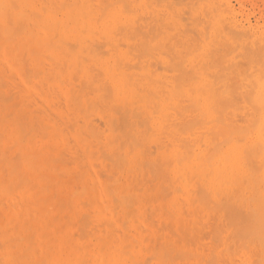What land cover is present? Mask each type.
<instances>
[{
	"label": "bare ground",
	"instance_id": "bare-ground-1",
	"mask_svg": "<svg viewBox=\"0 0 264 264\" xmlns=\"http://www.w3.org/2000/svg\"><path fill=\"white\" fill-rule=\"evenodd\" d=\"M66 1H68V0H65V2ZM92 0H69L68 2H64V0H63V2L60 0H0V61H2L1 62V64H0V75H2V73H3V75L2 76H5L6 75V73H5V71H7L8 73L11 71V70H16V71H18L19 72V74H23V72L22 71H24V70H26V69H28L27 67L24 69V64L27 66V64H26V62L24 63V60H28L29 62H30V64H31V69H28V71L29 72H27V70L25 71V73H26V76H28V77H26L25 75V77H23V82H21L20 81V78L18 77V79H17V81H18V83L20 82L21 83V87L20 86H18V88L21 90H19L20 92H23V94L25 93V94H29L30 93V96H28V97H31L32 96V98L34 99H32L33 100V102H37V103H39V104H41V98L39 99V102H38V98L37 97H35V96H33V95H31V93L32 94H34L33 93V90L31 89V83L29 82L30 81V79H33V78H35V79H38V81H42V82H44V83H46L47 85H49L50 87H56V88H60V89H64V91H62V93L64 92V95L63 96H65V97H62V99H60V100H63V98L64 99H68V101L70 102V104L68 103V101L66 102V104H69V106L70 105H72L73 107L75 106V105H73L71 102H73L74 101V97H75V100L76 99H78V98H76V96L77 97H79V99H80V92H82V94H83V91H81V89L82 90H84L85 92H86V90L88 91L89 89H87L90 85H91V82L92 81H90L89 82V80H88V82H89V86H87V88H86V90L83 88V87H81V88H79L80 86H84V85H81L80 83H79V87H77L78 89H79V91H75L74 90V88L73 87H71L72 85V83H70V79H69V81H68V75H69V72L70 71H72V70H75V71H73V72H70L71 73V76L72 75H75V72L76 71H78V73H79V69H80V73L83 71V72H85L86 74H88V75H90V73H87V71L89 70H87V67L88 68H93V66H92V64L91 65H87L86 63L88 62H86V61H83L84 59H85V57H83L84 59H82L81 57H82V55H86V56H88L89 58H91V60L89 59V61H92L94 64H96V65H99L102 69V71H103V74H104V78L105 79H107L108 81H109V84L111 83L113 86H114V89H115V91H116V94H115V92H114V90H113V95L115 94L116 95V100H118V99H126V100H128V102H137V103H140L138 100H141V98L142 97H147L148 95L146 94L147 92V90L146 89H148L147 87H151L152 89L154 88L153 86H155V88H157V87H159L160 89L162 88V89H165V91H166V95H164L165 94V92L163 93V92H161V91H164V90H160V89H158L157 88V90H159L161 93H163V96L161 95V93H160V95H159V93H158V91L157 90H153V91H157V95L152 91V94L154 95V96H152L153 98H155L156 100H158V96H162L161 98H163V100H166L165 98H164V96L165 97H167V99H169V100H171L172 102H174L175 104H176V106L174 105V106H172L169 102H167L169 105H171L170 106V110H171V108H172V110H176V108L175 107H177V109H181V111L180 110H178V111H180V113H182L183 114V112H182V109L183 108H185L186 106L184 105V104H181V102L183 101L181 98H182V96H183V98H186L185 96H184V94H186V95H188V83H187V81H189L192 77H194L195 78V76H192V73H191V69L192 68H190L189 67V71H190V73L189 74H191V75H188V74H185V72H187V69H185V70H178L179 69V67L180 66H178V65H182L181 63H182V61L183 60H185L186 62H187V65H188V39H186V38H184V37H186V36H184V37H181V41L182 42H184L185 44L184 45H186V46H184L182 43H181V41L179 40L178 41V35L179 34H176V36H174V37H177L176 39H177V43L175 44V46L177 45L178 47H180L181 46V50L178 52L177 50V53H175L174 52V50H172V46H170L171 44L174 46V43H171V44H169V49L172 51L170 54H172L173 52L175 53L174 54V56H175V58H177V57H180V59H179V62H178V60L176 59V61L177 62H175V65H174V67H173V61H171V59H173V58H171V59H169V63H167L168 65L170 64V62H171V64H170V67H173L172 68V70L169 72V73H173L174 71H177L176 73L177 74H179V75H182L181 77H177V74L175 73L174 75H176V76H174V75H171L170 77H169V75H167V77L165 76H161V75H158L159 76V78L156 80L157 82L156 83H158L159 85H156L155 84V82H153V81H151L149 78V75L151 74L150 72H152L153 70H151V68H149L151 71L149 72L150 74L148 75L147 73H146V69L145 68H143V71L140 73V74H133L132 72H130V70L128 71V68H127V64H125L124 65V63H123V61H124V59H125V51H123L121 48H119V46L123 43V42H119V43H117L118 41H117V38L118 39H120V35H118L119 33H121L123 30H119L118 31V27H119V29H120V26H121V24H123V22H124V20H123V17L119 14V12L117 11V10H115V9H113V4H115V2L114 3H112V0H111V2H110V4L112 5V6H108L107 5V7H106V4H107V2L109 1H106V2H104L103 0V2L101 3V2H99L98 0H95V1H98V2H91ZM116 1H118V0H116ZM122 1V0H121ZM126 2H124L125 3V6H123L124 4H122V2H121V4H120V6L121 7H123V9H121L122 11H124V9L126 8V11L128 10V12H129V10L130 11H133V12H135L134 10H136V9H134L133 8V10H132V8H129V6H130V4H132L133 6H134V4H135V6L137 7V4H136V2H138V0L137 1H135L134 0V2L132 3V0H128L129 1V4H127V0H125ZM141 1V0H140ZM147 1H149V0H147ZM154 1V0H153ZM157 1V0H156ZM168 1V0H167ZM198 1V0H197ZM202 1V0H201ZM204 1V0H203ZM202 1V2H203ZM206 1V0H205ZM204 1V2H205ZM208 2L210 1V0H207ZM212 1V0H211ZM214 1V0H213ZM217 1V0H216ZM131 2V3H130ZM152 1L150 0L148 3H146V5L147 4H152V5H155L156 3H151ZM158 2V1H157ZM160 2V1H159ZM161 2H163V0L161 1ZM185 2V1H184ZM201 2V3H202ZM203 2V3H204ZM215 2V1H214ZM118 3H119V1H118ZM117 3V4H118ZM178 3V2H177ZM192 3H194L193 1H192ZM199 3V2H198ZM198 3H197V7H198ZM202 3V4H203ZM212 3V2H211ZM217 3V2H216ZM141 4L142 3H140V6H141ZM144 4H145V0H144ZM158 4H160V3H158ZM166 4H167V2H166ZM166 4H162L163 5V8L165 9H167L168 8V10L171 8V7H173L174 5H171V3L168 1V4H167V7H166ZM176 4V3H175ZM180 4V3H179ZM179 4H177V5H179ZM222 4V3H221ZM119 5V4H118ZM143 5V4H142ZM162 5H155V6H160V7H162ZM164 5H165V7H164ZM171 5V6H170ZM192 5V4H191ZM199 5H200V3H199ZM206 5V4H205ZM210 4L208 3V6H209ZM215 5H217L218 6V4H215ZM119 6V7H120ZM132 6V7H133ZM154 6V7H155ZM168 6H170V7H168ZM211 6V5H210ZM220 6V5H219ZM110 7V8H109ZM112 7V8H111ZM115 7V6H114ZM117 7V6H116ZM118 7V8H119ZM131 7V6H130ZM146 7V6H145ZM150 8L151 6H149V5H147V7L146 8ZM153 7V6H152ZM183 7V6H182ZM194 7V6H193ZM206 7V6H205ZM226 7V5L224 4V8ZM174 9H175V6L173 7ZM196 7H194V9H195ZM204 8V7H203ZM216 8H218V7H216ZM152 9V8H151ZM156 9V8H155ZM163 9V10H164ZM174 9H172V10H170V12H172V14H173V16L174 17H177V18H179L178 16H180V15H176V13H173L175 10ZM186 9V8H185ZM184 9V10H185ZM220 9H222V8H219V10ZM143 11H145L144 9H142ZM174 10V11H173ZM201 10V9H200ZM205 10H209L208 8L206 9L205 8ZM211 10H212V8H211ZM154 11V10H153ZM158 11V10H157ZM186 11V10H185ZM190 11V10H189ZM199 11V10H198ZM202 11H204V10H202ZM206 11V12H207ZM210 11V10H209ZM208 11V12H209ZM212 11H214V10H212ZM221 11V10H220ZM228 11V10H227ZM155 12V11H154ZM164 11H162V13H163ZM192 12H194L193 11V9H192ZM191 12V13H192ZM216 12V11H215ZM225 12V11H224ZM138 13V12H137ZM146 13V12H145ZM145 13H144V15H145ZM149 13V12H148ZM151 13V16H150V14H149V19H153V18H155L156 17V15H155V17H154V14H152L153 12H150ZM168 13V12H167ZM179 13V12H178ZM187 13H188V11H187ZM199 13V12H198ZM201 13H203V12H200V14ZM228 13V12H227ZM156 14H157V12H156ZM175 14V15H174ZM186 14V13H185ZM208 14V13H207ZM210 14V13H209ZM208 14V15H209ZM215 14V13H214ZM213 14V15H214ZM230 14V13H229ZM133 15H135V13L133 14ZM164 15V14H163ZM162 15V16H163ZM207 15V16H208ZM146 17H148L147 15H145ZM145 16H143V18L145 17ZM153 16V17H152ZM161 16V18H163ZM167 16H168V14H167ZM166 16V17H167ZM204 16V15H203ZM206 16V15H205ZM204 16V17H205ZM211 16V15H210ZM138 17H140V19H141V17H142V15H139V13H138V15H137V20H140ZM169 17V16H168ZM185 17H186V15H185ZM190 17V16H189ZM211 17H213V16H211ZM142 18V19H143ZM170 18V17H169ZM169 18H168V20H169ZM181 18V17H180ZM194 18V17H193ZM192 18V19H193ZM141 19V20H142ZM148 19V20H149ZM157 19H159V20H157ZM184 19V18H183ZM197 19V18H196ZM208 19V18H207ZM229 19V18H228ZM136 20V21H137ZM146 20V19H145ZM144 20V21H145ZM153 20H155V19H153ZM171 20L173 21V22H177L176 20L174 21L172 18H171ZM222 20V19H221ZM135 21V23L137 24V22ZM160 21H161V23H160ZM162 21H164L163 19H161L160 20V14H158V18L156 17V22H159L158 24H161V26L163 25V22ZM170 22V23H173V22ZM195 21V20H194ZM202 21H204V23H203V25H205V23H207V22H205V20H202ZM220 21V20H219ZM148 23H150L151 24V21H149V22H147L146 24L148 25ZM170 23H168V21H167V24H170ZM183 23H185V22H183ZM191 23V22H190ZM140 24V23H139ZM145 24V23H144ZM152 24H156L155 22H153ZM188 24V23H187ZM120 25V26H119ZM141 25V24H140ZM165 25V24H164ZM175 26H180L179 25V23H175L174 24ZM194 25V24H193ZM223 24H221V26H222ZM128 26V25H127ZM127 26H123V28H122V26H121V28L122 29H124L125 27L127 28ZM137 26V25H136ZM136 26H134L133 25V28L135 29V27ZM142 27H143V29H144V26L145 25H141ZM151 26V25H150ZM160 26V25H159ZM167 26H169V25H167ZM210 26H213V25H210ZM209 26V27H210ZM236 26V25H235ZM130 27V26H129ZM129 27L127 28V29H129ZM157 27V26H156ZM162 27H165L166 28V26H162ZM161 27V28H162ZM172 27V25H170L169 26V28H171ZM188 27V26H187ZM187 27H184V28H182L181 30H184L185 29V31L187 30ZM203 27V26H202ZM125 28V29H126ZM132 28V27H131ZM130 28V29H131ZM133 28H132V32L134 33L135 32V30L133 31ZM153 28H154V25H153ZM168 28V27H167ZM166 28V29H167ZM168 28V29H169ZM180 27H178V29H179ZM195 28V27H194ZM229 28V27H228ZM130 29L128 30V32H126L125 30H124V33H128V35H126V34H123V32L121 33V35L124 37H130V35H131V39L133 38V37H136V35H135V33L134 34H130L131 32H130ZM137 29V28H136ZM148 29V28H147ZM150 29V28H149ZM155 29V28H154ZM172 30L174 29V28H171ZM171 29H170V31H171ZM177 29V28H176ZM178 29H177V31H178ZM192 29H193V26H192ZM203 29V28H202ZM205 29H206V27H205ZM208 29V28H207ZM223 29V31H224V28H222ZM227 29V28H226ZM156 30H158L159 31V27H157L156 28ZM155 30V33H156V36H157V34H160V33H158L157 31ZM163 30H164V28H163ZM179 31V32H182V31ZM189 30V29H188ZM204 30V29H203ZM231 30H233L232 28H231ZM150 31V32H149ZM151 31H153V29H151V30H148V32L149 33H151ZM185 31L183 32V33H180V35H188V36H190L189 34H186L187 33V31H186V33H185ZM191 31V30H190ZM163 32V31H162ZM193 33H194V31H192ZM200 32V31H199ZM204 32V31H203ZM136 33H138V32H136ZM166 33V32H165ZM188 33H190V32H188ZM197 33H198V31H197ZM202 33V32H201ZM207 33V32H206ZM224 33L225 32H223V35H224ZM234 33H236L237 34V31L236 32H234ZM239 33V32H238ZM241 33V32H240ZM139 34H140V32H139ZM143 34V33H142ZM152 34H154V31L151 33V35ZM163 34H164V32H163ZM200 34V33H199ZM226 34H228L227 33V31H226ZM230 34V33H229ZM228 34V35H229ZM232 34V33H231ZM252 34V33H251ZM251 34H250V36H251ZM135 35V36H134ZM148 35H150V34H146V36H148ZM155 35V34H154ZM192 35V34H191ZM204 35V34H203ZM202 35V36H203ZM223 35H221V36H223ZM233 35V34H232ZM230 36V37H232V39H234L235 37H233V36ZM235 35V34H234ZM238 35V34H237ZM246 35V34H245ZM118 36V37H117ZM133 36V37H132ZM138 36H140V35H138ZM142 37H144L145 36V34H144V36L143 35H141ZM145 36V37H146ZM153 36V35H152ZM151 36V40H153V37ZM156 36H154V37H156ZM206 36V35H205ZM220 36V37H221ZM101 37V39L103 40V39H105L104 41H105V43H107V41H106V39L110 42V44L109 43H107L106 45H110V47H109V49L110 48H112V49H110L111 50V52L109 53V52H107V53H109V55H108V57L107 58H102V53H104V54H107L106 53V51L108 50L109 51V49H107L106 51H101L100 52V54H99V51H100V48L97 46V45H99L100 46V42H104V41H96V40H98V38H100ZM102 37H104V38H102ZM126 37V38H127ZM128 37V38H129ZM142 37H140V38H142ZM164 37V36H163ZM174 37H172V36H169V38H170V40L171 39H173V42H174V40H175V38ZM194 37V36H193ZM224 37V36H223ZM223 37H221L222 39H223ZM229 37V38H230ZM240 37V36H239ZM246 37V36H245ZM159 38V37H158ZM165 38V37H164ZM167 38V37H166ZM163 39V40H167V39ZM169 38H168V41L170 42V40H169ZM196 38V37H195ZM237 38V37H236ZM260 38V37H259ZM258 37H257V40L259 39ZM130 39V38H129ZM189 39H190V37H189ZM198 39V38H197ZM207 38H205L204 40H206ZM213 39V38H212ZM216 39V38H215ZM231 39V40H232ZM144 40V39H143ZM200 40V39H199ZM202 40V39H201ZM200 40V41H201ZM221 40V39H220ZM237 42H238V40L237 39H235ZM242 40V39H241ZM245 40V39H244ZM248 40H249V38H248ZM254 40H255V38H254ZM120 41V40H119ZM121 41H123V40H121ZM132 41H134V38H133V40ZM138 41V40H137ZM140 41H142V40H140ZM145 41H147V40H145ZM144 41V42H145ZM150 41V40H149ZM158 41V40H157ZM162 41V40H161ZM191 41H192V39H191ZM196 41V40H195ZM199 41V42H200ZM215 41V43H217L216 42V40H214ZM222 41V46H224L223 45V41L224 40H221ZM99 42V43H98ZM144 42H143V44H144ZM172 42V41H171ZM193 42H194V40H193ZM203 42V41H202ZM230 42V41H229ZM242 42V41H241ZM245 42V41H244ZM250 42V41H249ZM248 42V44H249V47L248 46H246V45H243V42L241 43L242 45H241V47L242 46H244L243 47V50H244V52L246 51L245 50V48H249V50L248 51H250V43ZM253 42V44H254V41H252ZM255 42H257V41H255ZM96 43V44H95ZM128 43V42H127ZM132 43V42H131ZM130 43V44H131ZM191 43V42H190ZM196 43V42H195ZM228 43V42H227ZM235 43V42H234ZM258 43H259V41H258ZM264 43V42H263ZM135 44V43H134ZM145 44H147V42L145 43ZM156 44V43H155ZM158 44V43H157ZM162 44L163 43H161V44H159V47H161L162 46ZM178 44H182V45H178ZM226 44V43H225ZM230 44H231V42H230ZM238 44V43H237ZM245 44H247V43H245ZM133 45V44H132ZM132 45H130V46H132ZM161 45V46H160ZM191 46L193 45V44H190ZM234 45V44H233ZM261 45V44H260ZM263 45V44H262ZM96 48H99V51H97L98 49H95V47ZM102 46V45H101ZM122 46V45H121ZM124 46H125V44H124ZM123 46V47H124ZM157 45H155L154 47H150V46H148L147 45V47H149L150 48V51H152L151 49H153V48H155ZM184 46V47H183ZM219 47V48H222V49H225V47L223 48V47ZM227 46H229V43L228 44H226V48L228 49V47ZM231 46V45H230ZM230 46H229V48H230ZM246 46V47H245ZM255 46H256V44H255ZM108 47V46H107ZM132 47H135V46H132ZM131 47V48H132ZM158 47V46H157ZM163 47V46H162ZM213 47V46H212ZM234 46H232L231 48H233ZM237 47V46H236ZM236 47H234V49L236 48ZM240 47V48H241ZM261 47V46H260ZM262 47H264V46H262ZM140 48V47H139ZM142 48V47H141ZM174 48V47H173ZM214 48H217V47H215L214 46ZM255 48V47H254ZM258 48V47H257ZM133 49V48H132ZM135 49H137V48H135ZM135 49H133V50H135ZM156 49V48H155ZM154 49V50H155ZM161 48H159L158 50H160ZM165 49V48H164ZM218 49V48H217ZM242 49V48H241ZM141 51H142V49H140ZM140 50H138L137 49V51H138V54L136 55L137 57H138V55L140 56H142L143 54L142 53H140L141 51ZM144 50V49H143ZM147 50H149V49H147ZM153 50V51H154ZM157 50V49H156ZM163 50V49H162ZM193 50H194V48H193ZM192 50V51H193ZM210 50V49H209ZM218 50H220V49H218ZM226 50V49H225ZM225 50H223V51H225ZM231 50V49H230ZM230 50H228L229 52H226L225 51V55H227V54H229L230 53ZM233 50V49H232ZM257 49H253L252 50V54H253V56H255V57H250V58H253V59H251L250 61L251 62H253V63H255L254 61H257V59L256 60H254L255 58H259L260 56L259 55H261L262 54V52H261V54H258V51H259V53H260V51H262L263 50V48H262V50H257ZM140 51V52H139ZM152 51V52H153ZM161 51V50H160ZM164 51V50H163ZM211 51V50H210ZM241 51V50H240ZM253 51H256L257 52V54L258 55H255V53L253 52ZM143 52H145V50L143 51ZM158 52V51H157ZM165 52V51H164ZM163 52V53H164ZM168 52V51H167ZM167 52H165V54L167 53ZM215 52H218V54H219V51H215ZM220 52H221V50H220ZM242 52V51H241ZM140 53V54H139ZM148 53V52H147ZM146 53V54H147ZM150 53V52H149ZM159 53H162V52H159ZM162 53V54H163ZM191 53V52H190ZM211 53H214V52H211ZM243 53V52H242ZM247 53V52H246ZM145 54V53H144ZM145 54V55H146ZM152 54V53H151ZM153 54H154V52H153ZM170 54H169V52H168V55L169 56H167L168 58L169 57H171L170 56ZM215 54V53H214ZM251 54V55H252ZM145 55H144V57H145ZM149 55V54H148ZM157 55V54H156ZM177 55V56H176ZM209 55H211L210 54V52H209ZM213 55V54H212ZM240 55V54H239ZM245 55V56H244ZM249 57V55L248 54H241V56H242V58L244 57H247V56ZM250 55V56H251ZM139 57L140 58V63L142 62V60H141V58L143 57ZM147 56V55H146ZM164 56H166V55H164ZM215 56V55H214ZM217 56H219V55H217ZM235 56V55H234ZM264 56V55H263ZM149 57V56H148ZM152 57L154 58V56L152 55ZM166 57V58H167ZM173 57V56H172ZM213 56H210V60H212L213 58H212ZM261 57H262V55H261ZM261 57L259 58V61H263L264 59H261ZM138 58V59H139ZM146 58V57H145ZM174 58V59H175ZM241 58V57H240ZM263 58V57H262ZM86 59H87V57H86ZM143 59V58H142ZM148 59V58H147ZM183 59V60H182ZM209 59V58H208ZM207 59V60H208ZM247 59V58H246ZM155 60V59H154ZM206 60V61H207ZM233 60V59H232ZM232 60H231V62H232ZM252 60H254V61H252ZM52 61H56L55 63L53 62L52 63ZM144 61V60H143ZM153 61V60H152ZM157 61V60H156ZM245 61V63H248L249 64V62H246V61H248V59L247 60H244ZM86 62V63H85ZM91 62V63H92ZM139 62H137V63H139ZM151 62V61H150ZM150 62H148V63H150ZM154 62V61H153ZM209 62V64L208 65H210L208 68H211V67H213L212 66V62L210 63V61H208ZM221 62V61H220ZM250 62V63H251ZM258 62V61H257ZM146 63L147 62H145V64L144 65H146ZM156 63V62H155ZM160 63V62H159ZM180 63V64H179ZM204 63H206V62H204ZM216 63H217V61H216ZM215 62H214V64H216ZM252 63V64H253ZM54 64V66L55 67H53L52 65ZM90 64V63H89ZM142 64V63H141ZM158 64V63H157ZM156 64V65H157ZM161 64V63H160ZM177 64V65H176ZM248 64H245V67L246 66H248ZM261 64V66L262 65H264V63L262 62V63H260ZM137 65V68L136 69H140V66H138V64H136ZM153 65V64H152ZM152 65H151V67H152ZM155 65V64H154ZM155 65V66H156ZM165 65V64H164ZM202 65H204V64H202ZM218 65V64H217ZM216 65V66H217ZM257 65H259V62H258V64ZM91 66V67H90ZM131 67L132 66H134V65H130ZM130 66H128L129 68H130ZM167 66V65H166ZM165 66V67H166ZM232 66H234V64L232 63ZM127 68V70H126V68ZM136 67V66H135ZM135 67H133V68H135ZM157 67V66H156ZM169 67V69H171ZM176 67V68H175ZM183 67V66H182ZM181 67V68H182ZM204 67H206V66H204ZM219 67L221 68V66L219 65ZM226 67H228V66H226ZM252 67V66H251ZM263 68H264V66H262ZM261 67V68H262ZM99 68V67H98ZM153 68V67H152ZM159 68V67H158ZM174 68H175V70H174ZM207 68V67H206ZM214 68H216V67H214ZM218 68V67H217ZM220 68H218V69H220ZM233 68V67H232ZM250 68V67H249ZM248 67H246L245 69L246 70H248L249 69ZM254 68V67H253ZM262 68V69H263ZM24 69V70H23ZM78 69V70H77ZM94 69V72L92 71ZM93 69H90L92 72H93V76H92V78L93 77H96V75L95 74H97L98 72H100V70L99 71H96L95 69H97V68H93ZM131 69V68H130ZM138 69V70H139ZM148 68H147V70H149ZM168 69V66H167V68H166V70ZM221 69H224V70H226L223 66H222V68ZM245 69L242 71L243 72V74L245 73V75L247 74L246 72H244L245 71ZM257 68H254L253 70H256ZM154 70H156L155 69V67H154ZM158 70H160L161 71V69H158ZM163 70H165L164 68H163ZM174 70V71H173ZM212 70V69H211ZM228 70V69H227ZM230 70V69H229ZM258 70V69H257ZM91 71H88V72H91ZM137 71V70H136ZM157 71V70H156ZM173 71V72H172ZM182 71H185L184 73H182ZM213 71V70H212ZM212 71H210V72H212ZM259 71V70H258ZM83 72H82V74H83ZM91 72V73H92ZM180 72V73H179ZM228 72V71H227ZM254 72V71H253ZM253 72H251L252 74H253ZM256 72V71H255ZM255 72H254V75H255ZM260 72V71H259ZM4 73H5V75H4ZM7 73V74H8ZM13 73H14V71H13ZM77 72H76V75L74 76L75 78H76V80H77V77L76 76H78L79 74H78ZM102 73V72H101ZM101 73H98L97 75L98 76H100V84H101ZM152 73H154V74H152L151 76H155V72H152ZM212 73H214V72H212ZM241 73V72H240ZM251 73H248V75H247V78L248 77H251L250 75H251ZM261 73H262V71H261ZM264 73V72H263ZM15 74V73H14ZM18 74V73H17ZM18 74V75H19ZM28 74V75H27ZM78 74V75H77ZM100 74V75H99ZM160 74V73H159ZM183 74H184V77H186V78H184L183 77ZM235 74V73H234ZM30 75V76H29ZM185 75H188V76H185ZM194 75V74H193ZM210 75V74H209ZM219 76H220V72H219V74H218ZM217 75V76H218ZM227 74H225V78L227 77L226 76ZM7 76V75H6ZM10 76H12V75H10ZM9 76V74H8V78L10 77ZM23 75H21V77H22ZM83 76V75H82ZM191 76V78H189ZM217 76H214V78L215 77H217ZM221 76H222V72H221ZM220 76V77H221ZM229 76V75H228ZM240 76V75H239ZM238 76V77H239ZM261 76H263V74L261 75ZM261 76H260V78H261ZM1 77V76H0ZM30 77V78H29ZM73 77V78H74ZM220 77H217L218 78V80H220L221 78ZM223 78H224V75L222 76ZM238 77H236V79L238 78ZM3 79H4V77H2ZM11 78V77H10ZM9 78V79H10ZM80 78V77H79ZM89 78H90V76H89ZM196 78H198V77H196ZM213 78V79H214ZM217 78H215L216 80H217ZM13 79V78H12ZM14 79H15V77H14ZM29 79V80H28ZM71 79H72V77H71ZM82 79V78H81ZM81 79L79 80V81H81ZM93 79H96V78H93ZM92 79V80H93ZM189 79V80H188ZM214 79V80H215ZM245 79V78H244ZM259 79V78H258ZM5 80V79H4ZM11 80V79H10ZM25 80V81H24ZM96 80H98V79H96ZM214 80H212V81H214ZM239 80H240V78H239ZM242 80H243V77H242ZM246 80V79H245ZM250 80H251V78H250ZM0 81H1V79H0ZM3 81V80H2ZM2 81H1V83H0V85H2L3 83H2ZM6 81V80H5ZM27 81V82H26ZM83 81V80H82ZM103 82H104V80H102ZM221 81H223V79H221ZM237 81V80H236ZM252 81V80H251ZM10 82V81H9ZM30 84H29V83ZM33 82H35V81H33ZM85 82V81H84ZM83 82V83H84ZM87 82V81H86ZM102 82V84L103 85H105L106 84V82H104L103 83ZM234 82V84H235V81H233ZM233 82H232V84H233ZM240 82V81H239ZM16 83V82H15ZM19 83V84H20ZM36 83L37 82H35L34 84L36 85ZM39 83V82H38ZM154 83V84H153ZM217 83H218V81H217ZM216 83V84H217ZM242 83V82H241ZM9 84V83H8ZM12 84V83H11ZM18 84V85H19ZM40 84V83H39ZM85 84H87L88 85V83H85ZM108 84V83H107ZM244 84V83H243ZM248 84V83H247ZM254 85H255V83H253ZM252 84V85H253ZM3 85H5V84H3ZM10 85V84H9ZM13 85V84H12ZM43 85H45V84H43ZM71 85V86H70ZM74 85V84H73ZM11 86V85H10ZM16 86V85H15ZM32 86H33V89L36 87H34V85L32 84ZM75 86V85H74ZM212 86V85H211ZM214 86H215V84H214ZM222 85L220 84V86H216V87H218V89L221 87ZM234 85H232V93H230L231 95H234V92L235 91H233V90H235V87H233ZM248 87L249 86H251V84L250 85H247ZM246 86V87H247ZM263 86V85H262ZM3 87H5V86H3ZM7 87V86H6ZM37 87L39 88H41L42 86L41 85H38L37 84ZM36 87V89L35 90H39L38 88ZM84 87H86V86H84ZM99 87V89H101V92L102 91H105L106 90V93H104V92H100L101 93V97L99 98V100H97L96 102L98 103H96V102H94V103H96L95 104V106L98 108V111L100 112H98L97 111V113H98V115L99 116H101V117H103V116H106V118H107V121H104L105 119L103 118V121H104V123L106 124V126H107V124L109 123V124H111V125H114L115 123H116V118H115V116L113 115V114H115L114 113V111H113V108H112V106H114V110H115V107H116V104L114 105H110L111 106V108H110V106H109V104L108 105H106V103L105 102H107L108 100H105V102H103L104 103V105H103V103H102V101H103V99L105 98V99H107L109 96H107V95H109L108 94V92H110L109 90V87H108V85H106V87H108V88H106V89H104V88H100V86H98ZM146 87V88H145ZM215 87V88H216ZM239 87H241L240 85H239ZM243 87V86H242ZM252 87V86H251ZM15 88V87H14ZM44 88H46V86L44 87ZM44 88H42V89H44ZM92 87L90 86V92L92 91H95L93 88V90L91 89ZM211 88V87H210ZM234 88V89H233ZM237 88V87H236ZM253 88V87H252ZM251 88V89H252ZM263 88V87H262ZM76 89V88H75ZM98 89V88H97ZM151 89V90H152ZM249 89H250V87H249ZM248 89V90H249ZM49 90V89H48ZM52 90V89H51ZM112 90V89H111ZM149 91H150V89H148ZM200 90H202V89H200ZM217 90V89H216ZM239 90H240V88H239ZM264 89H262V91H263ZM45 91H47V88H46V90ZM108 91V92H107ZM205 91V90H204ZM214 91H215V89H214ZM219 91V90H218ZM0 92H1V90H0ZM6 92H7V90H6ZM34 92H36L37 93V91H34ZM48 92H51L50 90L48 91ZM47 92V93H48ZM216 92V91H215ZM214 92V93H215ZM252 92V90H250V93ZM35 93V94H36ZM39 93L41 94L42 93V91H39ZM46 92H45V94H47ZM94 93V92H93ZM100 93H99V95H100ZM105 95H104V94ZM182 93V95L180 96L181 98H180V103H178L179 102V95ZM184 93V94H183ZM205 93V92H204ZM213 93V94H214ZM237 93V92H236ZM250 93H249V96H250ZM9 94H10V92H9ZM12 94V93H11ZM39 94V95H40ZM42 94H44V93H42ZM45 94L43 95V96H45ZM50 94L51 93H49V94H47V97L45 98V100L47 99V98H49L50 97ZM89 94V93H88ZM91 94V93H90ZM103 94V95H102ZM203 94V93H202ZM241 94H242V91H241ZM4 95V94H3ZM6 95V94H5ZM49 95V96H48ZM85 95V93L83 94V96ZM86 95H87V93H86ZM85 95V96H86ZM94 95V94H93ZM98 95V96H99ZM112 95V94H111ZM151 95V94H150ZM215 95V94H214ZM226 95V94H225ZM240 95V94H239ZM239 95L237 94V96L239 97ZM243 95V94H242ZM241 95V96H242ZM1 96V95H0ZM6 96H8V95H6ZM11 96H13V95H11ZM15 96H17V94L15 95ZM42 96V95H41ZM42 96V97H43ZM92 96V95H91ZM104 96V97H103ZM229 96V97H228ZM227 97L228 98H230V97H232V96H230V95H228ZM235 97H236V94L234 95ZM233 96V97H234ZM245 96H247V95H245ZM245 96H242V97H245ZM10 97V96H9ZM27 97V98H28ZM54 97V96H53ZM60 97V96H59ZM111 97V96H110ZM109 97V98H110ZM114 97V96H113ZM145 97V98H146ZM151 96H149V98H150ZM152 97L150 98V100L152 99ZM159 97V98H160ZM216 97H218V96H216ZM248 97V96H247ZM251 97V96H250ZM1 98L3 99V96H1ZM5 98V97H4ZM12 98V97H11ZM18 98V97H17ZM24 98H26V96L24 97ZM35 98H37V99H35ZM51 98V97H50ZM49 98V101L51 100ZM73 98V99H72ZM97 98V97H96ZM101 98H103V99H101ZM115 98V97H114ZM118 98V99H117ZM144 98V99H145ZM249 98V97H248ZM8 99V98H7ZM13 99H15V98H13ZM19 99H21V97L19 98ZM43 99H44V97H43ZM88 99H89V97H88ZM216 99V98H215ZM220 99H221V97L219 98V99H216L215 101L216 102H218L217 100H219V102H220ZM224 99L226 100V98L224 97ZM223 99V102L225 101ZM232 99V98H231ZM231 99L229 100H227L226 102H224V103H226L225 105H228L227 104V102L228 101H230L231 102ZM236 99H237V97H236ZM239 99V98H238ZM243 99H246V97L245 98H243ZM242 99V101H244ZM37 100V101H36ZM45 100H42L43 102H45ZM59 100V101H60ZM65 100V101H66ZM72 100V101H71ZM90 100V99H89ZM102 100V101H101ZM110 100H112L111 98H110ZM115 100V101H116ZM182 100V101H181ZM249 100H250V98H249ZM248 100V101H249ZM12 102H10V100H9V103L6 101V102H0V129L2 130V131H0V134L2 135V133H3V136H0V138L1 137H3V138H1L0 139V155H2L3 154V156L5 157V153H10L11 154V152L9 151H7V149L10 147V150L12 151H14L16 148H18V149H20V152H21V154H20V152H19V155L18 156H20V158H22V164H20L21 162H20V160H19V163L17 162L16 163V161L13 159V157H10L11 159V161L10 160H8L7 159V157H9V156H7L6 155V159L4 158L3 159V161H5V162H1L2 161V159H1V157H0V191H2V192H0L1 194L3 193L5 196L6 195H8L7 193H6V191L7 190H5V191H3L4 189H8L9 187H16L17 188V186H15V182L17 181L16 179H18L19 178V176H22V175H20L22 172H20L19 171V168H21L20 166H22V169L24 168V169H26L27 171H29L30 173H31V179L33 178V180H30V185H29V188H30V190H28V188L26 187L25 189H27V191L25 190V189H23L24 188V186H23V188H21V191H22V189L24 190L21 194L22 195H24V196H22L21 194L20 195H18V197H20V196H22V199H19L18 197H14V198H18V200H19V202H24L25 201V199H26V203H24L25 205H27V201H28V203H29V201H30V204L32 203L31 201H33V199H34V201H33V203L35 202V197H36V195L37 194H39V193H34L35 191H38V189L40 188V190H39V192L41 191V193L43 192V188L41 189V187L43 186V183H44V185L46 184V183H48L49 181H48V179H47V181H45V179H44V176H45V173H47V171H46V169H44L43 168V170H42V166L43 165H45L46 163H47V165L46 166H48V162H46V158H48V157H45L44 156V154L45 153H47L48 152V150H51V149H47V152L45 151V153H44V151H42V153H43V155L42 154H40L39 152H38V149L36 148V149H34V150H36V151H32V150H30V149H28L27 150V148H28V146H27V148H24V146H23V143H24V141L26 140L27 141V143H29V141H30V139H33L34 137V135H36V133L38 134L39 133V135L40 134H42V129H44V128H47L48 126H49V128H48V130L50 129V124H48V125H45L44 124V127L42 128V127H39V128H42L40 131L38 130V129H35V127L37 128V124H40V122L44 119H46V118H44V116L47 114V116H45V117H47L48 119L47 120H49L48 122H52L53 121V123H55V117H58V116H56V115H58L57 114V112H55L56 113V115H55V117L53 116V117H51L52 115H51V112L52 113H54L53 111H49V113H44V111H41V112H39V114H38V112H37V114H36V111H34V115L36 114V116L37 115H39L40 116V114H44L43 115V119L38 123V117L36 118V117H34V122H32V120H26L27 119V117H28V111L26 110V108H24V106L22 107V104H23V102L25 101V100H23V102L21 103L20 102V100H11ZM30 102H32L31 100H29ZM92 101H93V99H92ZM99 101H100V103L102 104V106H103V108H104V106L106 105L107 107L109 106V108L110 109H112V110H110V112L111 113H109L108 114V112L106 113V111H107V107L105 106V108H107L106 109V111H105V113H106V115H103V112H102V106H101V108H100V106H99ZM146 101H147V98H146ZM184 101H188L187 100V98H186V100L184 99ZM183 101V102H184ZM214 101V100H213ZM233 102L235 101V100H232ZM253 101V100H252ZM252 101H249V106L250 105H256L255 103H253V104H250V102L252 103ZM29 102V103H30ZM42 102V103H43ZM47 102V101H46ZM62 101H60V103H61ZM78 102H80V101H78ZM78 102H76L75 103V101H74V103L75 104H77ZM109 102V101H108ZM149 102V101H148ZM191 102V101H190ZM218 102V104H223V105H216L215 103V105L217 106V108L215 109L214 108V110H219L220 111V113L221 112H223L224 110V112L223 113H225V114H227L228 112H227V110H226V108L224 109L223 108V106H224V103H222V100H221V102L219 103ZM232 102V103H233ZM240 102V101H239ZM5 103H6V105H5ZM28 103V104H29ZM36 103V104H37ZM63 103V102H62ZM94 103L92 104V106L94 105ZM117 103V102H116ZM124 103V102H123ZM136 103V104H137ZM144 103H145V100H144ZM165 102H163V104H164ZM166 103V104H167ZM189 103V102H188ZM236 103V102H235ZM240 103H242V102H240ZM247 102H245V104H246ZM28 104H26V105H28ZM30 104H32V103H30ZM36 104H34L35 106H36ZM89 104V103H88ZM118 104V103H117ZM146 104V103H145ZM144 104V105H145ZM162 104V103H161ZM181 105V108H179V105ZM44 105V104H43ZM42 105V106H43ZM64 105V104H63ZM78 105V104H77ZM80 105V104H79ZM98 105V106H97ZM123 105V104H122ZM131 105V104H130ZM143 105V106H144ZM157 105H159V103L157 104ZM182 105H184L183 106V108H182ZM189 106H191V107H193L192 105H193V103H189L188 104ZM233 105H234V103H233ZM261 105V104H260ZM46 106V105H45ZM51 106H52V104H51ZM51 106H49L50 108H52ZM58 106V105H57ZM68 106V105H67ZM68 106V107H69ZM72 106L71 107H69V109L70 108H72ZM88 106H90V104L88 105ZM88 106H87V108H88ZM118 106V105H117ZM125 106V105H124ZM128 106V105H127ZM141 106V105H140ZM149 106V105H148ZM195 106V105H194ZM215 106V107H216ZM242 106V105H241ZM243 106H245V105H243ZM251 106V108H250V110H251V112H252V110H256V114H257V110H259V108L257 109V106H256V109H254L253 107ZM30 107V106H29ZM44 107V106H43ZM65 107V106H64ZM120 106H118V107H116V111L118 112L119 111V108ZM158 107H160V106H158ZM158 107H157V111L155 110H153L154 111V113H157L158 112ZM167 107V106H166ZM169 107V106H168ZM218 107H219V109H218ZM220 107H222V108H220ZM227 107H229V105L227 106ZM230 107H231V104H230ZM236 107V106H235ZM247 107V106H246ZM245 107V108H246ZM54 108V107H53ZM79 108V107H78ZM77 108V109H78ZM86 108V110H88ZM100 108V109H99ZM105 108H104V110H105ZM119 108V109H118ZM134 108V107H133ZM146 108V107H145ZM173 108H175V109H173ZM187 108V107H186ZM189 108V107H188ZM187 108V109H188ZM232 108V107H231ZM262 108V107H261ZM260 108V109H261ZM38 109V108H37ZM55 109V108H54ZM65 109H67V108H65ZM74 109L76 110V108L74 107ZM73 109V110H74ZM93 109L95 110L96 108H94V106H93ZM121 109H122V107H121ZM150 109V108H149ZM164 109V108H163ZM162 109V110H163ZM190 109V108H189ZM188 109V110H189ZM191 109H193V108H191ZM195 109V108H194ZM211 109H212V107H211ZM221 109L223 110V111H221ZM229 109V108H228ZM242 109V108H241ZM249 109V108H248ZM33 110H35V109H33ZM43 110H45V112H47L49 109H47L46 107H45V109H43ZM47 110V111H46ZM51 110V109H50ZM55 110H57V109H55ZM74 110V111H75ZM109 110V109H108ZM146 110H147V108H146ZM165 110V109H164ZM171 110V112L172 113H174V112H176V111H172ZM186 113L187 112H191V111H186L185 109H183ZM198 110V109H197ZM230 110V109H229ZM231 110H233V109H231ZM93 110H91V112H92ZM115 111V112H116ZM121 111H123V112H125L124 110H121ZM149 111V110H148ZM152 111V112H153ZM196 111V110H195ZM194 111V112H195ZM219 111H218V113H219ZM242 111V110H241ZM69 112V111H68ZM87 112V111H86ZM131 112V115L130 116H133V117H135V115L133 114L134 112H133V110H130L129 111V113ZM133 112V113H132ZM138 112L139 111H137V113H135L136 115L138 114ZM170 112V111H169ZM197 112V111H196ZM199 112V111H198ZM197 112V114H199ZM216 112V111H215ZM232 112L233 111H231V112H229V114L227 115V116H229L230 117V114H232ZM235 112V111H234ZM260 112V111H259ZM259 112H258V114H259ZM70 113H71V111H70ZM78 113H79V111H78ZM83 113H85V111H83ZM113 113V114H112ZM125 113H127V111L125 112ZM151 113V112H150ZM164 113V112H163ZM217 113V112H216ZM223 113H221L222 114V116H224V117H226ZM238 113V112H237ZM245 114H246V112H244ZM254 113V112H253ZM49 114V115H48ZM79 114H82V113H79ZM89 114V113H88ZM91 114V113H90ZM93 114V113H92ZM117 114V113H116ZM139 114H140V112H139ZM139 114L137 115V117H135V119H132L133 117H130L132 120H133V122H131L132 120H130V122H131V124H130V126H132L133 124H134V120L136 121V119H138V117H140L139 116ZM151 114H153V113H151ZM157 114H159V113H157ZM236 114V113H235ZM248 114V113H247ZM247 114L245 115V116H247ZM103 115V116H102ZM118 115V114H117ZM124 115V114H123ZM175 115L176 116H178V114H177V112L175 113ZM174 115V116H175ZM185 115V114H184ZM194 115V114H193ZM220 114H218L217 115V117L219 116ZM237 115V114H236ZM241 115V114H240ZM240 115H237V116H240ZM251 116H252V120H253V122L255 121L254 119H256V116H254L255 114H253L252 115V113L250 114ZM48 116H50V117H48ZM81 116V115H80ZM82 116H83V114H82ZM86 114H85V117H84V119L86 118ZM97 116V115H96ZM99 116H97V117H99ZM143 116V115H142ZM155 116V115H154ZM160 116H161V121H165V126L163 125L162 127L165 129H167V127L169 126V123H167V122H169L168 120H166V119H163L162 120V118L165 116H163L162 115V113L160 114ZM159 116V117H160ZM172 116V115H171ZM168 117V119L169 118H172V117ZM176 116H175V119L174 120H172L171 119V121L173 122V125H170L171 127L172 126H174V123H175V120H176ZM188 116V115H187ZM200 116V114L198 115V117ZM203 116V115H202ZM206 115L204 114V118H202V119H200V117H199V120L198 119H196V120H194V118H193V121L191 120V119H188L187 118V120L190 122V120L192 121L190 124H191V126H192V124H193V126L194 127H196L195 125H198L199 123L201 124V125H203L201 122H199L200 120H202V122H205V124L207 123L208 125H209V122H211V124L212 125H214L213 123H215V127H216V124H218V122H221L220 124H218L217 126V130H219L218 132L220 133V136H221V138L224 136L225 138H226V136L228 135V136H230V134H232L231 135V137H229L230 138V141H231V138H233L232 140H233V142L232 143H230V145L229 146H227L226 148H224L223 149V151H222V157L220 158V159H217L216 160V162L214 161V160H212V158H211V156L212 155H214V153H216V151L214 152V149L215 148H213L214 146H215V144H213V152L211 153V148L209 147V149H208V152L209 153H207V152H204L203 154H198V155H196V156H194V158L192 159V160H190L189 159V156L191 155V153H192V151L191 152H189V150H191L192 148H190V146H188V144L187 143H185L188 147L186 148V146L184 147V146H182V145H179L180 144V142H178L179 144H174V145H167V146H170V150L166 147V144H169V143H166L165 144V149L167 150H169L170 152L168 153V154H165V152H164V150H162V152L160 151V157H161V159L163 160V161H161L162 163H164V161L169 165H167L168 166V168L167 169H170V171H171V176L173 175L174 176V182L176 183L177 181H178V183L181 185V187H183V189H184V192L182 193V191L180 192L181 194L179 195L178 194V196H176L174 199H173V201H172V204H170V205H172L171 207L169 206V208L171 209H168V211H165L164 213H169V210H170V212L171 213H169V214H167L166 213V215L168 216V219L170 218L171 220H172V223L174 222L175 224H176V232H179V238L177 237V239L174 237L175 235H172L171 236V232H172V234L173 233H175L174 231H167L168 233H170V235L168 236L167 234V238H166V235H165V237H163V238H165L164 239V241H162L165 245H171L172 244V246H174V244H176V246L177 247H179L180 246V248L182 247H184L186 250H188V246H189V244H191V241H196V237L195 238H192L193 240H191V238L188 236L189 235V233H191V235H192V233H193V231L194 232H196V231H198L199 229L198 228H200V230H199V233L200 232H203L204 230H201V229H203L204 228V224H207L206 222L204 223V222H202V223H204L203 225H202V223H200L201 221H205V220H209V219H213V222H219V223H217V230H218V228L219 229H221L222 227L224 228V231H223V229H222V231L223 232H225V234H226V237H225V239L227 238L228 240L230 239V238H233V237H235V240H236V235H237V232H238V234L241 236V237H244V241H246V244H247V248H245V249H243L244 251H242V253L241 254H245V257H244V259L242 260V262H241V260L239 261L240 263L239 264H264V114H261L260 116H257V119H256V121L254 122V123H252V121H251V123H250V121H248L250 124L247 126V124H248V122L247 121H245V122H247V124L246 125H243L244 127H245V129L243 128V126H240V124H238L239 126H237L238 128H236V126H235V128H233V129H231V130H229L228 129V126H230L229 124H228V126H225V125H223L222 126V122L224 121V118H222L223 120H220V121H218L220 118H217L216 116H215V118H212V121H209V122H207V120H205V118L207 117H205ZM212 116V115H211ZM236 116V117H237ZM249 116V115H248ZM255 118H254V117ZM75 117H77V114L75 115ZM96 117V118H97ZM119 117V116H118ZM127 117V116H126ZM128 117V118H129ZM144 117L145 118H139V120H137L136 122H137V124H138V122L141 124L140 126H142V123H143V121H145V122H147L148 120L146 119V115L144 114ZM151 117H153V116H151ZM179 117V116H178ZM177 117V118H178ZM195 117H196V114H195ZM219 117H221V115L219 116ZM234 117V116H233ZM232 117V118H233ZM33 118V117H32ZM50 118H53L52 120L50 119ZM71 118V116L69 117V119ZM121 118V117H120ZM123 118L124 117H122L121 119L123 120ZM127 118V119H128ZM148 118V117H147ZM165 118V117H164ZM186 118V117H185ZM197 118V117H196ZM239 118V117H238ZM241 118V117H240ZM246 118L247 117H243V119H245L246 120ZM248 118H250V117H248ZM37 119V120H36ZM73 119V118H72ZM92 119V118H91ZM95 119V118H94ZM93 119V120H94ZM120 119V121H121V126H122V123H123V121ZM145 119V120H144ZM151 119H153V118H151ZM150 119V117H149V120H151ZM160 119V118H159ZM180 117H179V121H180ZM184 120V122H183V120ZM181 119V123H183L182 125L179 123V121H176L177 122V124L179 125L178 127L179 128H182V130L180 129V131H178V135L177 134H175V130H176V128H175V130L174 131H172V133H170L171 131H170V127H168V130H167V132H166V134L167 135H169L168 137H169V139L171 138V136L172 135H174L175 137H176V135H177V137H179V132H181V133H183V134H185L186 133V131H188V129L189 128H191V127H186L187 129L186 130H184V128H185V126H189V124L187 123H185V119L184 118H182ZM214 119V120H213ZM225 119H227V118H225ZM231 119V118H230ZM235 119V118H234ZM243 119H241V120H243ZM62 120V119H61ZM64 120H65V118H64ZM71 120V119H70ZM92 120V121H93ZM170 120V119H169ZM197 120H198V122L199 123H197ZM211 120V119H210ZM217 121V122H214V121ZM228 121H229V118L227 119ZM241 120H239V122H241ZM258 120V121H257ZM37 121V122H36ZM60 121V120H59ZM73 122H74V120H72ZM83 121H85V120H83ZM97 121V120H96ZM100 121V120H99ZM99 121H98V123H99ZM120 121H118V122H120ZM125 121H127L126 119H125ZM124 121V122H125ZM142 121V122H141ZM152 122H153V120H151ZM150 121V122H151ZM157 121V120H156ZM231 122H233L234 123V121H232V119L230 120ZM50 122V123H51ZM68 122V121H67ZM73 122H72V124H73ZM144 122V123H145ZM149 121H148V123H150ZM151 122V123H152ZM155 122V121H154ZM160 122V121H159ZM159 122L157 121V123L159 124ZM172 122L170 123V124H172ZM235 122H236V119H235ZM256 122H258L257 124H256ZM37 123V124H36ZM63 123V122H62ZM65 123V122H64ZM69 123H71L70 121H69ZM81 123V122H80ZM86 123V122H85ZM91 123H93V122H91ZM90 122H88V124H91ZM126 123V122H125ZM133 123V124H132ZM156 123V122H155ZM195 123H197V124H195ZM224 123V122H223ZM227 123V122H226ZM230 123V122H229ZM238 123V122H237ZM41 124H42V122H41ZM47 124V123H46ZM60 124H61V121H60ZM59 124V125H60ZM101 124V123H100ZM108 124V125H109ZM119 124V123H118ZM124 124V123H123ZM129 124V123H128ZM146 124V125H145ZM144 125L146 126V128L148 127V125H147V123H145ZM153 124V123H152ZM157 124V127L160 125H158ZM176 124V123H175ZM199 124V125H200ZM204 124V125H205ZM252 124H256L257 125V129H252L251 131H250V127L252 126V128H255V127H253L254 125H252ZM33 125H35V127L33 126ZM54 125H56V123L55 124H53V125H51V127L52 128H54V127H56V126H54ZM82 125V124H81ZM84 125V124H83ZM82 125V126H83ZM86 125H87V123H86ZM85 125V127L86 128H84V130H82L81 131V134L79 133V132H77V134L76 135H78V139H79V141L81 140V139H83L84 140V138H85V136H87V137H89L90 135H86V133L88 134L89 133V131L91 132V130H92V132H95V131H99V130H96L97 128V126H93V125H91V127L92 128H90V125H87L86 126ZM111 125H109L108 127H110ZM198 125V126H199ZM203 125V127L205 128V126ZM220 125H221V129H220ZM233 125V124H232ZM81 126V127H82ZM89 126V128L91 129V130H89L88 129V132H86V130H87V127ZM102 126H103V124H102ZM115 126V125H114ZM125 126V125H124ZM124 126H123V128L122 127H119V128H122L120 131H121V133H122V130H125V128H124ZM126 126H128V125H126ZM137 127H139V125H136ZM153 130L155 131L156 129V124H153ZM182 126V127H181ZM183 126H184V128H183ZM192 126V127H193ZM209 127L210 128V130L211 131H213V132H211L212 134H214V132H216L217 133V130L216 131H214V129L213 128H215V127ZM80 127V128H81ZM101 127V126H100ZM100 127H98V128H100ZM107 127V128H108ZM162 127L160 126L159 128H161L160 130H161V132H163V129H162ZM175 127V126H174ZM230 131H228V130H225L226 128ZM231 128H232V126H230ZM241 127V128H240ZM51 128V129H52ZM79 128V129H80ZM104 128V127H103ZM111 128L113 129L114 127H112L111 126ZM134 128V127H133ZM140 128V130L142 131V130H144V126H143V129H141V127H139ZM152 128V127H151ZM173 128V127H172ZM197 128V127H196ZM196 128H193V129H195L196 130ZM202 128V127H201ZM224 129V131H223V129ZM33 129L34 130H37V131H39V132H36L35 133V131H34V135H33ZM50 129V130H51ZM56 129V128H55ZM55 129L53 130V131H55ZM64 129V128H63ZM69 129V128H68ZM76 129L78 130V126L76 127ZM111 129V130H112ZM129 129H132V128H129ZM138 129V128H137ZM165 129V130H166ZM197 129H200V128H197ZM207 130H208V128H206ZM240 129H242V131H240ZM56 130H58V128L56 129ZM105 130H106V128H105ZM114 130V129H113ZM135 133H137V135L139 134V131L140 130H138L137 132L134 130V129H132ZM146 130H148V129H146ZM153 130H151L152 132H153ZM172 130V129H171ZM210 130H208V131H210ZM221 130V131H220ZM236 130H239L240 132H238V131H236ZM245 130H246V132H245ZM43 131H45V129L43 130ZM53 131L51 130L50 131V136H53V137H56L57 138V136H59L58 134L59 133H61V131L59 130V133H56V135L53 133ZM63 131V130H62ZM67 131V130H66ZM69 131H72V129L70 130L69 129ZM79 131V130H78ZM129 131V130H128ZM128 131H126V132H128ZM131 131V130H130ZM128 132V133H130V136H135L134 134L133 135H131V132ZM149 131V130H148ZM168 131H170V132H168ZM182 131H184V132H182ZM206 131V130H205ZM223 131V132H222ZM226 131V132H225ZM228 131V132H227ZM86 132V133H85ZM91 132V133H92ZM101 132H103V131H101ZM124 133L123 134H125V131H123ZM146 133H147V131H145ZM145 132H144V134H145ZM164 132V133H165ZM204 132V131H203ZM233 132H238L237 134V136H239V137H241V132L243 133V132H245V133H243L242 135H243V137H241L242 138V140L239 138L238 139V137H237V139H234V138H236V135H233ZM248 132H254V134L252 133V134H250V135H248ZM31 133H32V137L30 136L31 135ZM49 133V132H48ZM51 133L52 134H54V135H51ZM64 133V132H63ZM67 133V132H66ZM79 133V134H78ZM121 133L119 132V129H118V134H115V136L116 137H119V136H117V135H121ZM141 134L143 133V132H140ZM189 133H191V132H189ZM199 133H200V131H199ZM198 133V134H199ZM207 133H209V132H207ZM221 133H222V135H221ZM223 133H224V135H223ZM227 133H229V134H227ZM69 134H71V133H69ZM68 134V135H69ZM73 134V133H72ZM83 134H85L84 135V137L82 138V135ZM99 133H97V135H98ZM141 134H139L137 137H139V136H141ZM157 135L159 134V133H156ZM161 134V133H160ZM170 134H172V135H170ZM193 134H194V132H193ZM218 134V133H217ZM235 134V133H234ZM45 135H46V132H45ZM60 135H63V134H60ZM76 135H75V137H76ZM108 135V134H107ZM147 135V134H146ZM189 135H191V134H189ZM199 135H203V134H199ZM210 135V134H209ZM209 135H207V136H209ZM215 135V134H214ZM226 135V136H225ZM38 136V135H37ZM50 136H48L47 135V137H50ZM99 136H100V134H99ZM99 136H97V137H99ZM114 136V138H116ZM122 136V135H121ZM125 136V135H124ZM128 136V135H127ZM162 136H163V133H162ZM161 136V137H162ZM181 136V135H180ZM196 136V135H195ZM198 136V135H197ZM203 136H205V135H203ZM216 136V135H215ZM214 136V137H215ZM235 136V137H234ZM31 137V138H30ZM42 138H43V134H42V136H41ZM90 137H92V136H90ZM95 136H94V133H93V137L92 138H94ZM123 137V136H122ZM161 137L159 138V139H161ZM173 137V136H172ZM176 137V138H177ZM199 137V136H198ZM211 137H213V135L211 136ZM51 138V137H50ZM59 138H60V136H59ZM71 138V137H70ZM96 138V137H95ZM99 138H102L101 136L99 137ZM98 138V139H99ZM106 138H107V136H106ZM109 138H110V136H109ZM113 138V140L112 141H114V140H116V139H114ZM128 138H129V140L131 141V138L130 137H127L126 139L128 140ZM133 138H135L136 139V137H133ZM164 138H165V136H164ZM174 139V137H173V139L172 140H177V139ZM183 138V137H182ZM181 138V139H182ZM187 139H188V137H186ZM196 138V137H195ZM210 138V137H209ZM63 139H65L64 137H63ZM66 139H67V137H66ZM75 139V138H74ZM119 139V141L121 140L120 138H118ZM145 139V138H144ZM158 139V140H159ZM168 139V140H169ZM179 139H180V137H179ZM177 140V141H180V140ZM184 139V138H183ZM191 139H194V138H191ZM197 139H199V138H197ZM215 139V138H214ZM60 140H62V138L60 139ZM59 140V142H61ZM70 140V139H69ZM97 140V138L95 139V141ZM107 140H109L108 141V144H109V142H110V139H107ZM125 140V139H124ZM126 140V141H127ZM167 140V139H166ZM196 140V139H195ZM210 140H212V142H211V144L213 143V138L212 139H210ZM217 139H215V141H216ZM237 140H241V141H237ZM64 141V140H63ZM62 141V142H63ZM72 141V140H71ZM75 141V140H74ZM82 141V140H81ZM86 141V140H85ZM84 141V142H85ZM93 141V140H92ZM119 141H118V143H119ZM126 141H124V145H127L126 144ZM169 141H171V140H169ZM194 141V140H193ZM214 141V142H215ZM222 141L224 142V143H227V139H222ZM226 141V142H225ZM10 143V145L12 144V146H10V145H8V146H5V144L6 143ZM33 142V141H32ZM36 142V141H35ZM77 142H78V140H77ZM87 142V141H86ZM85 142V146H86V144L88 143H86ZM89 142H91L90 140H89ZM115 142V141H114ZM121 142H122V140H121ZM133 142V141H132ZM135 142V141H134ZM147 142V141H146ZM163 142H166V141H163ZM163 142H161V140H159V146H156V148H161V145H164L163 144ZM181 142H182V140H181ZM184 142H185V140H184ZM188 142V141H187ZM189 142H190V140H189ZM188 142V143H189ZM195 142H197V141H195ZM220 142H221V140H220ZM219 142V144H223V142H221L220 143ZM229 142V141H228ZM8 143V144H9ZM15 144V149H14V144ZM64 143V142H63ZM75 142H73V144H74ZM97 143H99V142H97ZM128 143V142H127ZM136 143V142H135ZM144 143V142H143ZM160 143H162V144H160ZM183 143V142H182ZM199 143V142H198ZM47 144H48V142H47ZM65 144V143H64ZM79 144V143H78ZM92 144V143H91ZM90 144V145H91ZM96 144V143H95ZM112 144V143H111ZM115 144V143H114ZM120 144V143H119ZM129 144H132V143H130L129 142ZM137 144V143H136ZM145 144V143H144ZM171 144H173V141L171 142ZM184 144V143H183ZM184 144V145H185ZM200 144V143H199ZM209 144V143H208ZM217 144H218V142H217ZM32 146V144L31 143H29V146ZM81 145V144H80ZM121 145V147L119 148V147H116L117 145H115V148L113 149V151H111L112 153L114 152H116L117 150H115V149H117V148H119V150H122L121 148H122V144H120ZM146 145V144H145ZM193 145V144H192ZM44 146H46V147H44ZM44 146H41V147H43L42 149H45V148H50V146L51 147H53L52 145H50L49 146V144L48 145H44ZM68 145H66V147H67ZM73 146V145H72ZM75 146V145H74ZM83 146V143H82V145H81V147ZM84 146V147H85ZM93 145H91V147H92ZM102 146V145H101ZM110 146V145H109ZM135 146V145H134ZM134 146H132L133 147V149L135 148ZM137 146H139V145H137ZM150 147H152L153 146V144H152V146L151 145H149ZM200 146V145H199ZM203 146H204V144H203ZM210 146V145H209ZM2 147L4 148V147H7V149L5 150V151H3V153H1L2 151H1V149H2ZM58 147V146H57ZM56 147V148H57ZM65 147V148H66ZM87 147V146H86ZM85 147V151L87 152V154L89 153V149L88 148H86ZM95 147V146H94ZM93 147V148H94ZM111 147V146H110ZM127 147V146H126ZM193 147V146H192ZM219 147H221V146H219ZM13 148V149H12ZM73 148V147H72ZM78 148H79V146H78ZM140 148V147H139ZM149 148V147H148ZM153 148H154V146H153ZM188 148H190L189 150H188ZM199 147H197V149H198ZM217 148V147H216ZM40 149V148H39ZM98 149H99V147H98ZM97 149V150H98ZM137 148H135L134 150H136ZM143 149V148H142ZM162 149V148H161ZM17 150V149H16ZM15 150V151H16ZM61 150V149H60ZM62 150H63V148H62ZM61 150V151H62ZM78 150V149H77ZM81 150V149H80ZM79 150V151H80ZM100 150V149H99ZM98 150V151H99ZM115 150V151H114ZM124 150V149H123ZM125 150H126V148H125ZM130 150H132L131 149V147H130ZM129 148L127 147V151H126V153L127 154H129ZM144 150V149H143ZM143 150H142V152H143ZM146 150V149H145ZM154 150V149H153ZM160 150V149H159ZM158 150V151H159ZM203 150V149H202ZM216 150V149H215ZM40 152H41V150H39ZM53 151H56V149L54 148V150ZM59 151V150H58ZM67 151V150H66ZM102 151V150H101ZM137 151V150H136ZM50 152V151H49ZM72 152V151H71ZM84 152V151H83ZM97 152V151H96ZM118 152V151H117ZM122 151H120V153H121ZM131 152V151H130ZM146 152V151H145ZM189 152V153H188ZM195 152V151H194ZM193 152V153H194ZM220 152V151H219ZM15 153V152H14ZM16 153L18 154V151H16ZM60 154H61V152H59ZM58 153V154H59ZM125 153V152H124ZM132 153V152H131ZM135 153V152H134ZM5 154V155H4ZM51 154L52 153H49V155L48 156H50L51 157ZM57 154V155H58ZM63 154V153H62ZM62 154H61V156H62ZM83 154V153H82ZM84 154H85V152H84ZM83 154V155H84ZM110 154V153H109ZM119 154V153H118ZM144 154V153H143ZM148 154V153H147ZM188 154H190L189 156H188ZM209 154V155H208ZM211 154V155H210ZM9 155V154H8ZM22 155V156H21ZM81 154H79V156H80ZM111 155H114V154H111ZM140 155H142V154H140ZM149 155V154H148ZM217 155H219V154H217ZM13 156V155H12ZM45 158H44V157ZM47 156V155H46ZM76 156V155H75ZM75 156H73L74 158H75ZM94 156V155H93ZM99 157H101L100 155H98ZM119 156V155H118ZM121 156H123V155H121ZM120 156V157H121ZM126 156V155H125ZM128 156V155H127ZM143 156V158L146 156V154H145V156L144 155H142ZM157 156V155H156ZM95 157V156H94ZM107 157V156H106ZM115 157V156H114ZM119 157V158H120ZM132 157V156H131ZM133 157H134V154H133ZM132 157V158H133ZM3 158V157H2ZM57 158H58V160H59V158H60V156L58 157L57 156ZM81 158V157H80ZM91 158H92V155H91ZM102 158V157H101ZM135 158V157H134ZM129 159V162H126V163H128V164H130V166L132 167V169H134L135 171L136 170H139V169H141V166L140 165H142L143 163H140L141 161L138 159V158H136V159ZM217 158V157H216ZM219 158V157H218ZM49 159H51V158H48V160ZM54 159V158H53ZM82 159V158H81ZM81 159H80V161H81ZM97 159V158H96ZM102 159H105V158H102ZM145 159H146V157H145ZM147 159H149V158H147ZM145 160V164H144V166L146 165V164H148V162L146 163V161H148V160ZM157 159L159 160V158H158V156H157ZM106 160V159H105ZM112 160V159H111ZM126 160V159H125ZM150 160V159H149ZM50 161V160H49ZM53 161V160H52ZM52 161H51V163H52ZM55 161V160H54ZM75 162H76V160H74ZM85 161H86V158H85ZM108 161V160H107ZM113 161V160H112ZM124 161V160H123ZM144 161V160H143ZM16 164H18V165H20V166H17V165H15V163ZM77 162H79V161H77ZM76 162V163H77ZM95 162V161H94ZM94 162H92L91 163V165L89 166V167H91L93 164H94ZM101 162H103V161H101ZM110 162V161H109ZM121 162V161H120ZM254 162L256 163V164H258V168L257 167H255L254 168V166H256V165H254V166H251V164L253 165L254 164ZM3 163V164H2ZM55 163V162H54ZM85 163V162H84ZM106 163V162H105ZM126 163H124V165L126 164ZM161 163V164H162ZM80 164V163H79ZM96 164H97V162H96ZM109 164V163H108ZM121 164V163H120ZM150 164V163H149ZM154 164H155V162H154ZM53 166H54V164H52ZM78 165V164H77ZM76 165V166H77ZM89 165V164H88ZM117 165V164H116ZM122 165H123V163H122ZM153 165V164H152ZM155 165H157V164H155ZM163 165H166V164H163ZM162 165V166H163ZM253 167L252 169H251V167ZM83 166V165H82ZM81 166V168H83ZM85 166V165H84ZM94 166H95V164H94ZM111 165H109V167H110ZM115 165H113V167H114ZM144 166H142L143 168H144V172L142 173V179L145 177H143V174H145V172H146V168L148 167H144ZM48 167H50V166H48ZM52 167V166H51ZM78 167V166H77ZM89 167H87L88 168V171H89V173H90V170H89ZM126 167V166H125ZM124 167V168H125ZM170 167V168H169ZM55 168H57V166L55 167ZM66 168V167H65ZM80 168V169H81ZM108 168V167H107ZM112 168V167H111ZM111 168H110V170H111ZM156 168V167H155ZM256 168H257V170H256ZM23 169V170H24ZM114 169H115V167H114ZM117 169V168H116ZM119 170H120V168H118ZM118 169H117V171H118ZM159 169V168H158ZM161 169H163V168H161ZM253 169H255V170H253ZM45 170V171H44ZM92 170V169H91ZM106 170V169H105ZM130 170H131V168H130ZM156 170V169H155ZM155 170H154V173H155ZM254 172L255 171V173H259L258 175H256V174H252V171ZM44 171V172H43ZM52 171V170H51ZM61 171V170H60ZM59 171V172H60ZM76 172H77V170H75ZM112 171V170H111ZM123 171V170H122ZM132 171V170H131ZM130 171V172H131ZM161 171L162 170H160V172H159V175L161 174ZM163 171H165V169L163 170ZM162 171V172H163ZM62 172V171H61ZM72 171H70V173H71ZM101 172V171H100ZM113 172H114V170H113ZM133 172V171H132ZM150 172H152V171H149V174H150ZM157 172V171H156ZM20 173V174H19ZM25 173V172H24ZM53 173V172H52ZM73 174H74V172H72ZM86 172H84V174H85ZM92 173V172H91ZM89 174L90 176H92V174ZM93 173H95V172H93ZM116 173V172H115ZM125 173H127V172H125ZM147 173V172H146ZM164 173V172H163ZM161 174L162 176H160L161 178H160V182H161V179H162V183L164 184V182L167 180V179H169L168 177H167V179L165 178V181H164V174L165 175H167L166 173H168L167 171H165V173L164 174ZM18 174H19V176H18ZM23 174V173H22ZM28 174V173H27ZM47 174H50V173H47ZM54 174V173H53ZM64 174V173H63ZM67 174V173H66ZM84 174H83V176H84ZM96 174V173H95ZM94 174V176L95 177H97V175H95ZM155 174H157V173H155ZM30 175V174H29ZM65 175V174H64ZM69 175V174H68ZM79 175V174H78ZM76 176V177H79V176ZM106 175V174H105ZM104 175V176H105ZM139 175V174H138ZM152 175H153V173H152ZM57 176V175H56ZM55 176V177H56ZM75 176V175H74ZM83 176H82V178H83ZM103 176V175H102ZM108 176H109V174H108ZM110 176H113L114 177V175H110ZM133 176H134V173H133ZM164 176V177H163ZM173 176L171 177L172 179H173ZM54 177V176H53ZM54 177V178H55ZM59 177H60V175H59ZM63 177V176H62ZM66 177V176H65ZM100 177H101V175H100ZM123 177H124V175H123ZM129 177V176H128ZM127 177V178H128ZM147 177V176H146ZM155 177V176H154ZM94 178V177H93ZM109 178V177H108ZM121 178V177H120ZM151 178V177H150ZM150 178H148V179H150ZM152 178H153V176H152ZM156 178V177H155ZM170 178V179H171ZM190 178H193V179H195V180H197V182L199 181V182H201V184H202V187L204 186V187H206L207 189L209 188V190H207L208 191V194L207 193H205L206 191V188H200L201 190H202V195L201 194H197L198 192H197V190H195V192H197V193H195L194 192V189L192 190V189H188V179H190ZM22 179L23 178H21V180H20V183H23L25 180H23V182H22ZM24 179H26L25 178V176H24ZM59 179V178H58ZM69 179H70V177H69ZM72 179V178H71ZM78 179V178H77ZM81 179V178H80ZM84 179V178H83ZM97 179H98V181L101 179H99V178H96V180H94L96 183L98 182L97 181ZM113 179V178H112ZM114 179H115V177H114ZM118 179V178H117ZM117 179H115L116 181H117ZM132 179V178H131ZM148 179L146 180V178L145 179H143L144 181L146 180V181H148ZM157 179H158V176H157ZM19 180V179H18ZM28 180V179H27ZM26 180V181H27ZM60 180V179H59ZM58 180V181H59ZM63 180V179H62ZM65 180V179H64ZM88 180L90 181V179L88 178ZM92 180V179H91ZM103 180H105L106 182H107V184H104L103 182H102V184L100 183V182H98V185L99 186H101V188H99V186L97 187L96 185L97 184H95V186L97 187V188H99L100 189V192H99V189H98V191L96 190V189H92V191H93V196H92V198H91V200L92 201H90V202H92V205L94 206V207H92V208H95L96 210H94V211H96V212H93V210H92V212L93 213H95V214H98L97 215V217L99 216V215H102V214H104L105 213V211L107 210L106 209V207H108V205H106L105 203L106 202H101V199H100V196L103 194L102 193V191L103 190H109L110 189V187L108 188V186L109 185H112L113 186V184H109L110 182L109 181H111V179H109L108 181L106 180V179H103ZM141 180V179H140ZM151 180V179H150ZM177 180V181H176ZM194 180V181H195ZM54 181V180H53ZM132 181V180H131ZM134 181V180H133ZM139 181V180H138ZM137 181V182H138ZM164 181V182H163ZM172 182H173V180H171ZM17 182H19V181H17ZM46 182V183H45ZM55 182V181H54ZM54 182H53V184H54ZM65 181H63V183H64ZM68 182V181H67ZM94 182V183H95ZM113 182H115L114 180H113ZM121 182V181H120ZM172 182L170 183L169 181H167V185L168 186H170L168 183H170L171 184V187L173 188V185H172ZM196 182V183H197ZM51 183V182H50ZM73 183H76V182H74L73 181ZM92 182H90V185H92L91 184ZM94 183H93V185H94ZM111 183H112V181H111ZM130 184H131V182H129ZM154 183H156V182H154ZM157 183H158V181H157ZM193 183H195V182H193ZM193 183L192 184H190V185H193ZM26 184H28V181L26 182ZM57 184H61L62 185V183L61 182H59V183H57ZM69 184H71V182L69 183ZM82 184V183H81ZM86 184H87V182H86ZM118 184H119V182L117 183V186L116 185H114V186H116L115 188L117 189L119 186H118ZM123 184V183H122ZM134 184H136V183H134ZM138 184V183H137ZM143 184H145V183H143ZM143 184H141V185H143ZM174 184V183H173ZM17 185V184H16ZM32 185V187L33 188H38V189H33L32 187H30ZM42 185V186H41ZM51 185V184H50ZM56 185V182H55V184H54V186ZM68 185V184H67ZM92 185V186H93ZM108 185V186H107ZM141 185H139V186H141ZM146 185V184H145ZM159 185H162V184H158V186ZM166 185V188L165 189H167V186ZM21 186V185H20ZM46 186V188H47V184L45 185ZM58 186V185H57ZM63 186H64V184H63ZM66 186V185H65ZM88 187H90L89 186V184L87 185ZM111 186V187H112ZM137 186V185H136ZM164 187H165V184L163 185ZM178 186V185H177ZM196 186H200L198 183H197V185ZM50 187V186H49ZM56 187V186H55ZM87 187V188H88ZM124 187V186H123ZM123 187H121V188H123ZM131 187V186H130ZM129 186H128V188H130ZM160 187V186H159ZM158 187V188H159ZM176 187V186H175ZM175 187L173 188V190H175ZM20 188V187H19ZM46 188L44 189L45 191H46ZM52 188V187H51ZM54 188V187H53ZM58 188V187H57ZM67 188V187H66ZM83 188V187H82ZM85 188V187H84ZM95 188V187H94ZM114 188V187H113ZM126 188V187H125ZM133 188H136L135 186L133 187ZM150 188V187H149ZM161 188V187H160ZM171 188V189H172ZM178 188V189H177ZM176 188V190H175V194H176V191L178 192V190L180 191V188L179 187H177ZM195 188H197V187H195ZM15 189V188H14ZM32 189V190H31ZM74 190H76L75 188H73ZM80 189V187L78 186V189L77 190H79ZM112 189V188H111ZM115 189V190H116ZM120 189V188H119ZM147 189V191H148V188H146ZM156 189V188H155ZM162 189V188H161ZM198 189V188H197ZM205 189V190H204ZM69 190V189H68ZM73 190V191H74ZM77 190H76V192H77ZM88 190H90V189H88ZM94 190H96L95 192H94ZM102 190V191H101ZM107 190V191H108ZM115 190H113L112 189V191H114V192H116ZM136 190H138L137 188H136ZM139 190H141V188H139ZM160 190V189H159ZM172 190V191H173ZM192 190V191H191ZM199 190V189H198ZM11 191V190H10ZM15 191V190H14ZM20 191V192H21ZM44 191V192H45ZM52 191H54L53 189H52ZM110 191V190H109ZM125 191H127V190H125ZM132 191H134V189L133 190H130V192L133 194V197H134V200H136V202H139V203H141L140 201H138L137 199H136V197L134 196V194L135 193H133ZM146 191V190H145ZM144 191V192H145ZM161 191V190H160ZM168 191V190H167ZM190 191V192H189ZM17 192V191H16ZM49 192V191H48ZM46 193L45 192V194H49V193ZM67 192H70V191H67ZM75 192V191H74ZM80 192V191H79ZM84 191H81L80 193H83ZM89 192H91V190L89 191ZM122 192V191H121ZM135 192V191H134ZM157 192H159L158 190H157ZM161 192H163V189H162V191ZM160 192V193H161ZM6 193V194H5ZM11 194L10 195H12V197L13 196H15V194H13L12 192H10ZM54 193V192H53ZM62 193H64V192H62ZM85 193H87V192H85ZM92 193V192H91ZM95 193V194H94ZM98 193V194H97ZM108 193L109 192H107V196H108ZM117 193V192H116ZM129 193V192H128ZM127 193V194H128ZM143 193V192H142ZM164 193V192H163ZM166 193V192H165ZM171 193V192H170ZM173 194H174V191L172 192ZM171 193V194H172ZM201 193V192H200ZM206 194V195H204L203 196V194ZM43 194V193H42ZM56 194V193H55ZM69 194V193H68ZM67 194V195H68ZM73 194V193H72ZM76 194V193H75ZM97 194V195H96ZM144 194V193H143ZM155 194V193H154ZM162 194V193H161ZM161 194H159V195H161ZM172 194V195H173ZM3 195V196H4ZM44 195V194H43ZM54 195V194H53ZM62 195V194H61ZM80 195H82V194H80ZM84 195V194H83ZM104 195V194H103ZM103 195L101 196V197H103ZM109 195H110V193H109ZM119 195H121V198H123L124 196L120 193ZM118 195V196H119ZM130 195V197H132V195L131 194H129ZM146 195V194H145ZM152 195V194H151ZM150 195V196H151ZM158 195V196H159ZM172 195H167V196H169V197H167L166 196V198L168 199V198H171V196ZM177 195V194H176ZM1 196V195H0ZM26 196V197H25ZM48 196V195H47ZM55 196V195H54ZM72 195L70 194V196H68L69 198L71 197ZM77 195H75V197H76ZM88 196L90 197L91 196V194H88ZM112 196V195H111ZM149 196V197H150ZM157 196V195H156ZM157 196V197H158ZM175 196V195H174ZM207 196V197H206ZM12 197H11V199H12ZM24 197H25V199H24ZM79 197V196H78ZM77 197V198H78ZM84 197V196H83ZM85 197L87 198V195H85ZM85 197H84V200H85ZM89 197H88V199H89ZM110 197V196H109ZM115 197V196H114ZM120 197V196H119ZM132 197V198H133ZM139 197V196H138ZM160 197V201L161 200H165V198H163V197H165L164 196V194H162V198L163 199H161V196H159ZM2 198V197H1ZM29 198V199H28ZM52 199H54L53 197H51ZM57 198V197H56ZM61 198V197H60ZM60 198H59V201L58 202H60L61 203V201L63 200H61L60 201ZM127 198H129V196H127ZM127 199V200H129V201H126L125 200V198H123V199H121L122 200V202H123V200H124V202L126 201V202H129V203H127V204H125V206H124V208L127 206V205H129V204H131L130 203V200H133V199ZM142 198V197H141ZM144 198V197H143ZM3 199V198H2ZM8 200H11V199H9V198H7ZM41 199H43V201L45 200L44 199V197L43 198H41ZM40 198H39V200H41ZM103 199V198H102ZM105 199H111V197L110 198H105ZM114 199V198H113ZM117 199V198H116ZM147 199V198H146ZM151 199H152V197H151ZM154 199V198H153ZM156 199V198H155ZM154 199V201H156ZM167 199L165 200V201H167ZM1 200V199H0ZM7 200V201H8ZM13 200V199H12ZM51 200V199H50ZM56 200L57 199H55V201L54 202H56ZM142 200V199H141ZM17 201V199H15V202ZM52 201V202H53ZM71 201H73V199L71 200ZM89 201V200H88ZM105 201H108V202H110L109 200H105ZM120 201V200H119ZM143 201V200H142ZM148 201V200H147ZM151 201H153V200H151ZM13 202V201H12ZM41 202V201H40ZM50 203H49V205H50V207H51V205H52V202L51 201H49ZM107 202V203H108ZM115 202V201H114ZM123 202V203H124ZM131 202H133V201H131ZM135 202V203H136ZM168 202L169 201H167V203L166 202H161V203H163L162 205H164V203H166V204H168ZM1 203V202H0ZM17 204H19L18 202H16ZM32 203V204H33ZM36 203V202H35ZM57 203V202H56ZM111 204H112V202H110ZM123 203H122V205H123ZM135 203H133V204H135ZM138 203V204H139ZM160 203V204H161ZM7 204V203H6ZM15 203H13L12 205L13 206H15L14 205ZM16 204V205H17ZM21 204L23 205V203H20V206H21ZM88 204V203H87ZM91 204V203H90ZM105 204V205H104ZM120 204V203H119ZM132 204V205H133ZM159 204V203H158ZM157 204V205H158ZM1 205H2V203H1ZM0 205V206H1ZM39 205H41V204H39ZM82 205V204H81ZM89 205V204H88ZM91 205V206H92ZM113 205V204H112ZM116 205H117V203H116ZM131 205V206H132ZM156 205V207H158ZM230 205L232 206L231 208H233V206H235L234 208H236V207H238L239 209H237V210H239V211H241L240 212V214L241 213H245V219L246 218H248V221L247 222H249V225H248V223H246V221H245V219H244V217H243V215H242V218H240V217H233L232 215H236L237 216V214L239 213H236V211H235V213L234 214H232V215H230V218H228L229 217V215H228V217H227V214H228V212L230 213V211H231V208H230ZM24 206V205H23ZM27 206H29L30 207V205H27ZM53 206V205H52ZM55 206V205H54ZM53 206V207H54ZM59 206V205H58ZM63 206V205H62ZM78 206V205H77ZM86 206V205H85ZM84 206V207H85ZM90 206V205H89ZM121 206V205H120ZM130 206V207H131ZM140 206V205H139ZM142 206V205H141ZM3 207H6V206H4L3 205ZM32 207V206H31ZM56 208H57V204H56V206H55ZM122 207V206H121ZM150 207V206H149ZM159 207H161L162 208V206H160L159 205ZM164 207V206H163ZM228 207L230 208L229 210H228ZM16 208V207H15ZM17 208H18V206H17ZM23 208V210H24V208L25 207H22ZM36 208H37V206H36ZM86 208H88V207H85V209ZM90 208V207H89ZM88 208V209H89ZM128 208V207H127ZM161 208H159L160 210H161ZM165 208V207H164ZM164 208H162V209H164ZM241 208H246L248 211V213H246V211L243 209V211H242V209ZM5 210H6V208H4ZM9 209V208H8ZM19 209V208H18ZM17 209V210H18ZM26 209V208H25ZM49 209V207L47 208V210ZM52 209H54V208H52ZM87 209V210H88ZM91 209V208H90ZM113 209V208H112ZM132 209V208H131ZM131 209H129V210H131ZM142 209V208H141ZM153 209V208H152ZM158 209V208H157ZM236 209H233V210H236ZM241 209V210H240ZM22 210V209H21ZM28 210H29V208H28ZM46 210V211H47ZM55 210V209H54ZM59 211L58 212H60L61 210L60 209H58ZM119 210V209H118ZM124 210V209H123ZM127 210V209H126ZM128 210V211H129ZM133 210V209H132ZM135 210V209H134ZM133 210V211H134ZM11 211V210H10ZM20 210H18V212H19ZM32 211H33V209H32ZM37 211V210H36ZM45 211V210H44ZM49 211V210H48ZM56 211H57V209H56ZM66 211V210H65ZM121 211H122V209H121ZM120 211V212H121ZM137 211V210H136ZM152 211H154V210H152ZM158 211V210H157ZM162 211V210H161ZM17 212V211H16ZM43 212V211H42ZM68 212V211H67ZM73 212H75V211H73ZM72 212V213H73ZM88 212V211H87ZM108 213H109V211H107ZM106 212V214H108ZM113 212V211H112ZM118 212V211H117ZM127 212V211H126ZM125 212V213H126ZM142 212H146V211H142ZM149 212H150V210H149ZM159 212V211H158ZM12 213V212H11ZM138 213H140V212H138ZM147 213V212H146ZM163 213V214H164ZM13 214H15V213H13ZM24 214V213H23ZM29 214H30V212H29ZM32 214V213H31ZM51 214H53V212L51 213ZM111 212L109 213V217H111ZM113 214H115V213H113ZM122 214V212L120 213V215ZM133 214H134V212H133ZM142 214V213H141ZM151 214V213H150ZM150 214L148 215V216H150ZM157 214V213H156ZM161 214H162V212H161ZM231 214V213H230ZM25 215V214H24ZM33 215V214H32ZM39 215H40V213H39ZM38 215V216H39ZM42 215H46V214H44V212H43V214ZM63 215H65V214H63ZM74 215H76V217L75 218H79V217H77V216H80L79 214L77 215V213L76 214H74ZM119 215V214H118ZM119 215V216H120ZM135 215H136V213H135ZM143 215L145 216V214L143 213ZM152 216H153V213L151 214ZM31 216V215H30ZM50 216V215H49ZM57 216V215H56ZM55 216V217H56ZM93 216V215H92ZM106 216V215H105ZM108 216V215H107ZM106 216V217H107ZM115 216L117 217V215L115 214ZM115 216H114V219H115ZM137 216V215H136ZM136 216H134V219H135V217ZM147 216V215H146ZM146 216H145V219H147L146 218ZM161 216H163V215H161ZM160 216V217H161ZM166 216V217H167ZM238 216H241V215H238ZM247 216V217H246ZM11 217V216H10ZM20 217H22V215L20 216ZM29 217V216H28ZM41 217V216H40ZM50 217H52V215L50 216ZM60 217V216H59ZM89 217H90V214H89ZM106 217H101V218H106ZM112 217H113V215H112ZM126 217V216H125ZM131 217H133V216H131ZM138 217V216H137ZM151 217V216H150ZM154 217V216H153ZM166 217H165V219H166ZM18 218H19V215H18ZM35 218V217H34ZM37 218V217H36ZM36 218H35V221H36ZM42 219H43V216L41 217ZM40 218V219H41ZM61 218V217H60ZM62 218H64V220H65V217H62ZM80 218H82L81 216H80ZM99 218V217H98ZM141 218V217H140ZM161 218H164V217H161ZM207 218H209V219H207ZM9 219V218H8ZM7 219V220H8ZM16 219V218H15ZM32 219V218H31ZM39 219V218H38ZM39 219V220H40ZM50 219V218H49ZM54 219V218H53ZM66 219H67V216H66ZM85 219H86V217H85ZM91 219V218H90ZM107 219H109L110 221H111V219L110 218H107ZM120 219V218H119ZM131 219H133V218H131ZM137 219V218H136ZM158 219V218H157ZM227 219H232V221H230V223H231V225H229V223H227ZM234 219H236L235 221H237V222H235L234 221ZM30 220V219H29ZM67 220H71V219H67ZM66 220V222H63V223H65L64 224V226L66 225V223L68 222ZM77 220V219H76ZM79 220V219H78ZM82 220V219H81ZM117 220H118V218H117ZM127 220V219H126ZM142 220H144V218H142ZM164 220V219H163ZM170 220V221H171ZM229 220H228V222H229ZM239 220V221H238ZM242 220L243 221H245V222H243L244 224H242V225H245L246 224V226H243V227H241L242 225H240L241 223H239L240 221L242 222ZM9 221L11 222L12 221V219L10 218L9 219ZM8 221V222H9ZM35 221H31V223H33V222H35ZM38 221V220H37ZM35 222V224L37 225V232H35L36 234H38L39 236H37L38 238V243H36V244H38V246H35L32 242H31V237L33 236L32 235V231H33V229H34V227L32 226L31 227V225H28L27 226V224H25L24 226H22L21 227V230H20V233L21 234H19V230H18V233H17V229L15 230V226H17V225H15V226H12V230L14 229V231L17 233V234H19V240L20 241H22V244H21V246L19 245V243H18V245H17V248L15 247V243H10V241H8L7 243L5 242V241H3L4 243H6V248H7V250L9 249L10 250V255H8L7 253H6V255H4L3 254V252L1 251L0 252V256L2 255V257H0L1 258V260H2V258H3V261H1L2 262V264H63L64 262H65V264H88L87 263V261H86V258L88 259V257L90 258V259H92V263H90V259H88V262H89V264H142L143 262H145V258H143V261L141 262V258L143 257V255H144V253L145 252H147V253H149V251H151L152 253H155V254H157L156 255V257L157 256H159L160 255V253H161V257H162V255L164 254L163 252L164 251H162L163 249H164V246L165 245H163L162 243H160V242H158V240H156L155 239V241H157V242H155V241H152V240H154V238L151 236L152 234H151V232H147L146 230H147V228L146 229H143V228H141V230H138L137 228V230L136 231H134V233L132 234L131 232V234H126V232H124L123 233V231H121V232H115V231H113V230H111V227L109 228V227H107V229H106V227H103V228H105V230H103V228H102V226H100L102 229H99L100 231L101 230H103V231H101V233L99 232L98 233V236H95V234H97V233H94V235H92V236H95V237H98V238H95V242H93V243H91V242H89V241H87L88 243H91V245H88V243H87V245L85 244L84 246L83 245H80L79 246V248L78 249H75L74 247L75 246H73L72 247V245L70 246V247H68L69 245H66L67 243H64L66 240H65V236H67V235H63L62 233L60 234H56V230L58 231V232H61L62 231V229L64 228V226H61L60 224V226L62 227V229H57V228H59L58 226H55V225H58V224H56L55 223V225H54V221L52 220V222H53V224H51L50 225V221L49 220H47L46 221V223L45 222H42L41 220H40V222L38 221V222ZM61 221H62V219H61ZM60 221V222H61ZM97 220H95V222H96ZM103 221H104V219H103ZM113 221V220H112ZM120 221V220H119ZM118 221V222H119ZM121 221H123V220H121ZM135 221V220H134ZM139 221V220H138ZM138 221H136L137 223H138ZM147 221H148V219H147ZM147 221L145 222V220H144V222L145 223H147ZM150 221H152V219L150 220ZM162 221V220H161ZM170 221H167L166 222V225L168 224V222L170 223ZM12 222H14V221H12ZM12 222H11V224H12ZM19 222V221H18ZM69 222H73V221H69ZM81 221H79V223H80ZM116 222V221H115ZM117 222V223H118ZM143 222V221H142ZM200 223V226L202 225L203 227H199V225H198V228H197V226H196V223ZM22 223H24V222H22ZM21 223V224H22ZM25 223H27V221L25 222ZM28 223H30V222H28ZM62 222H61V224H63ZM97 223V222H96ZM100 223V222H99ZM105 223H107V222H105ZM120 223V222H119ZM152 223V222H151ZM162 223V222H161ZM168 224L167 226H168V228L171 226V225H174V224ZM211 224H213L214 225V223H212V222H210ZM221 223V224H220ZM234 223L235 224H237V226L236 225H234ZM18 224V223H17ZM20 224V223H19ZM20 224V225H21ZM68 224V227H69V225H71V224H69V223H67ZM72 224H74V223H72ZM76 224V223H75ZM87 225H88V223H86ZM124 224H126V223H124ZM133 224V223H132ZM131 224V225H132ZM149 225H150V222L148 223ZM163 225L165 224V223H162ZM216 224V223H215ZM10 225V224H9ZM14 225V224H13ZM20 225H18V227H20ZM23 225V224H22ZM78 226H79V224H77ZM81 225V224H80ZM82 225H83V223H82ZM90 225V224H89ZM88 225V226H89ZM96 225V224H95ZM98 225V224H97ZM102 225V224H101ZM115 225V224H114ZM130 225V224H129ZM141 225V224H140ZM139 224H138V226H140ZM143 225V224H142ZM146 225V224H145ZM144 225V226H145ZM148 225V226H149ZM155 225V223L153 224V226ZM166 225H164V228H166L167 229V226ZM220 225H222L221 227H219ZM238 225H240V227L238 226ZM35 226V225H34ZM50 226V227H49ZM88 226H86V227H88ZM104 226V225H103ZM108 226H111L110 224L108 225ZM113 226V225H112ZM120 227H121V225H119ZM119 226H118V229H123L124 231H125V228H123V226L121 227V228H119ZM137 226V225H136ZM144 226H140V227H144ZM166 226V227H165ZM215 226H214V228H215ZM9 227V226H8ZM14 227V228H13ZM36 227V226H35ZM60 227V228H61ZM67 227V226H66ZM91 227V226H90ZM157 227V226H156ZM155 227V228H156ZM161 227V226H160ZM159 227V228H160ZM174 227V226H173ZM172 227V228H173ZM210 227V226H209ZM55 228V229H54ZM70 228V227H69ZM69 228H67L68 230H67V233H68V231H69ZM94 228V227H93ZM113 228L115 229V226H113ZM139 228V227H138ZM154 228V227H153ZM172 228H170V229H172ZM213 227L211 228L210 227V229L211 230H213L214 229ZM7 229V228H6ZM6 229H4V230H6ZM9 229V228H8ZM10 229H11V227H10ZM36 229V228H35ZM84 229V228H83ZM86 229V228H85ZM92 229V228H91ZM127 229V228H126ZM143 229V230H142ZM170 229H168V230H170ZM96 230H97V228H96ZM116 230V229H115ZM130 230V229H129ZM154 230V229H153ZM152 230V231H153ZM158 230V229H157ZM164 229L162 228V231H163ZM209 230V229H208ZM239 230H240V232H239ZM3 231V230H2ZM2 231H1V233H0V235H2ZM22 231V232H21ZM83 231V230H82ZM90 231V230H89ZM93 231H95V229H93ZM116 231H120V230H116ZM150 231V230H149ZM166 231V230H165ZM219 231H221V230H218L217 232H219ZM7 232V231H6ZM63 232V231H62ZM137 232V233H136ZM166 232V233H167ZM206 232V234H207V231H205ZM208 232H213V231H208ZM216 232V233H217ZM8 233V232H7ZM13 233V232H12ZM16 233H14V234H16ZM128 233V232H127ZM158 233V232H157ZM198 233V232H197ZM214 233H215V231H214ZM213 233V234H214ZM214 234V238H217L215 235H217V234ZM9 234V233H8ZM33 234H34V232H33ZM64 234H66V232H64ZM69 234H70V232H69ZM151 234V235H150ZM201 234H203V233H201ZM205 234V235H206ZM212 234V233H211ZM220 234V233H219ZM74 235V234H73ZM76 235V234H75ZM77 235H79L80 236V234H77ZM151 237H150V236ZM196 235V233H194L192 236H195ZM204 235V234H203ZM202 235V236H203ZM204 235V236H205ZM78 236V237H79ZM84 237H86L85 235H83ZM158 236H159V234H158ZM157 236V237H158ZM162 236V235H161ZM177 236V235H176ZM197 236V235H196ZM199 236H201V235H199ZM203 236V237H204ZM212 236V235H211ZM211 236H210V238H211ZM223 236H224V234H223ZM238 236V235H237ZM4 237V236H3ZM6 237V236H5ZM11 236H9V238H10ZM15 237V235H13V238ZM73 237V236H72ZM156 237V236H155ZM156 237V238H157ZM198 237V236H197ZM207 237V236H206ZM219 237H220V235H219ZM218 237V238H219ZM0 238H2L1 236H0ZM159 238H160V236H159ZM162 238V237H161ZM180 238H182V239H180ZM188 238H190V239H188ZM198 238H201V237H198ZM210 238L208 239V240H210ZM239 238L240 237H238L237 239L239 240ZM15 239H17V237L15 238ZM70 239V238H69ZM72 239V241L74 242V237L73 238H71ZM79 239H80V237H79ZM84 239V238H83ZM152 239V240H151ZM202 239V238H201ZM220 239H221V237H220ZM226 239V240H227ZM242 239L243 238H240V240L242 241ZM5 240H6V238H5ZM9 240V239H8ZM10 240H14V239H11L10 238ZM30 240V241H29ZM65 240V241H64ZM67 240H68V238H67ZM88 240V239H87ZM178 240V241H177ZM190 240V241H189ZM198 240V239H197ZM200 240V239H199ZM218 240V239H217ZM225 240V241H226ZM234 240V239H233ZM233 240H232V242H233ZM237 240V241H238ZM239 240V241H240ZM20 241H18V240H16V243L17 242H20ZM82 241H86V239L85 240H82ZM188 241H189V244H188ZM195 241H194V243H193V245L195 244ZM213 241V240H212ZM211 241V242H212ZM216 241V240H215ZM218 241H220V240H218ZM240 241V242H241ZM244 241H242V243L244 242ZM13 242V241H12ZM66 242H68V241H66ZM151 242H155L154 243V245L157 243H159L160 245L162 244V246H158L157 248H159L160 249V247H163V249H160V250H158L157 248H156V245H155V247L154 246H152V243ZM235 242V241H234ZM1 243V242H0ZM31 243V244H30ZM85 243V242H84ZM83 243V244H84ZM167 243H170V244H167ZM197 243V242H196ZM199 243V242H198ZM210 243V242H209ZM219 243V242H218ZM218 243H217V246H218ZM82 244V243H81ZM222 244H223V242H222ZM230 244H231V242H230ZM4 245V244H3ZM0 246V247H5V246ZM31 245H34V247H32ZM64 245V246H63ZM66 245V246H65ZM198 245V244H197ZM216 245V244H215ZM214 245V246H215ZM232 245V244H231ZM230 245V246H231ZM236 245V244H235ZM234 245V246H235ZM243 245V244H242ZM18 246H20V247H18ZM167 246L165 247V249L167 248ZM172 246H171V248H172ZM199 246V245H198ZM220 246V245H219ZM244 247L246 246V245H243ZM14 247L16 248V249H14ZM66 247H68V248H66ZM78 247V246H77ZM76 247V248H77ZM151 247H154V251H155V248H156V250H158V251H155V252H153V248H151ZM191 247H193L192 245H191ZM195 247V246H194ZM200 247V246H199ZM199 247H197V249H199ZM213 247V246H212ZM227 247H229L228 246V244H227ZM227 247L225 248V249H227ZM243 247V248H244ZM2 248V249H3ZM63 248H65V249H63ZM74 248V249H73ZM170 248V247H169ZM203 248H205V247H203ZM231 248V247H230ZM1 249V248H0ZM1 249V250H2ZM174 249V248H173ZM173 249H171L172 251H174ZM191 249V248H190ZM213 249V248H212ZM239 249V248H238ZM4 250V249H3ZM64 250H67V251H65V252H63ZM88 250V251H87ZM170 250V251H171ZM179 250H181V249H179ZM203 250V249H202ZM211 250V249H210ZM209 250V251H210ZM214 250H215V247H214ZM228 250V249H227ZM234 250V249H233ZM166 251V250H165ZM169 250H168V253L170 252ZM172 251H171V253H169V254H173L172 253ZM200 251V250H199ZM213 250H211V253H212V255L214 256V254H213V252H212ZM221 252L223 251L222 249L220 250ZM225 251V250H224ZM223 251V252H224ZM229 251V250H228ZM228 251H225L224 252V254L222 253H220V256L222 255V259H229V255H230V251L228 252ZM235 251V250H234ZM246 251V252H245ZM7 252V251H6ZM159 254H158V253ZM175 252V251H174ZM186 253L188 252V251H185ZM193 252V251H192ZM236 252V251H235ZM245 252V253H244ZM9 253V252H8ZM146 253V254H147ZM152 253H150L151 255H154V254H152ZM166 253V252H165ZM181 255L183 256L184 254H185V256L187 257L188 256V253L186 254V253H183L182 252V250H181ZM196 253V252H195ZM194 253V254H195ZM207 253H210V252H207ZM89 254V255H88ZM168 254V255H169ZM175 254V253H174ZM178 256L180 257L181 255H180V252L178 251ZM191 254V253H190ZM198 254V253H197ZM196 254V256H198ZM206 254V253H205ZM232 254V253H231ZM239 254V253H238ZM87 255H88V257H87ZM150 255V256H151ZM149 256V255H148ZM155 256V255H154ZM167 256V255H166ZM174 256V255H173ZM177 256V257H178ZM185 256H183V257H185ZM190 256V255H189ZM191 256H192V254H191ZM194 256V255H193ZM202 256V255H201ZM200 256V257H201ZM216 256H217V254H216ZM216 256H214V259H215V257ZM236 256V255H235ZM156 257H155V261L157 260L156 259ZM158 258V262L156 263V264H163V263H161V262H163V259H164V257H162V258ZM170 257H172V256H169V258H168V256L166 257V258H168V259H170ZM176 256L175 257H173V259L175 258H177ZM206 257V256H205ZM208 257V256H207ZM209 257L212 259V257L210 256V254H209ZM218 257V256H217ZM216 257V258H217ZM233 254L231 255V259L233 260ZM152 258H153V256H152ZM182 258V257H181ZM190 257H188V259H189ZM202 258H203V256H202ZM209 258V259H210ZM219 259H221V257H218ZM149 259H151V257H149ZM172 259V258H171ZM171 259H170V261H171ZM172 259V260H173ZM178 259V258H177ZM186 260H187V258H185ZM192 259V258H191ZM194 259V258H193ZM208 259V258H207ZM207 259L205 260L206 262L205 263H207ZM211 259H210V261H211ZM219 259H218V261H219ZM235 259V258H234ZM241 259V258H240ZM90 260V261H89ZM161 260V261H160ZM184 260V259H183ZM200 260H202V259H200ZM63 261V262H62ZM164 261L166 262V260L164 259ZM169 261V260H168ZM197 261V260H196ZM199 261V260H198ZM197 261V263H199ZM210 261H208L209 263H211ZM218 261H217V263H218ZM222 261H224V260H222ZM238 261V260H237ZM1 262H0V264H1ZM149 262V261H148ZM148 262H147V264H148ZM175 262V261H174ZM173 262V263H174ZM216 262V261H215ZM227 261H225V263H226ZM172 263V264H173ZM186 264H187V262H185ZM222 263V262H221ZM234 263H237V262H234ZM234 263H230V261H228L227 262V264H234ZM143 264H146V263H143ZM154 264V263H153ZM165 264V263H164ZM212 264H216V263H213L212 262Z\"/></svg>",
	"mask_w": 264,
	"mask_h": 264
},
{
	"label": "rangeland",
	"instance_id": "rangeland-1",
	"mask_svg": "<svg viewBox=\"0 0 264 264\" xmlns=\"http://www.w3.org/2000/svg\"><path fill=\"white\" fill-rule=\"evenodd\" d=\"M60 1V0H59ZM62 2H63V0H61ZM69 1V0H68ZM68 1H66V2H68ZM71 1V0H70ZM89 1V0H88ZM99 2H103L102 0H98ZM98 1H95V0H92L91 2H98ZM106 1H108V0H105L104 2H106ZM118 1H119V3H118ZM118 1H116V0H112V3H114L115 2V4H113V9H115V10H117L118 12H119V14L123 17V20H124V22H123V24H121V26H122V28H123V26H127V28L129 27V29L132 27L133 28V25L134 26H136L135 27V29L133 28V31L135 30V35H136V37H133L134 38V41H132L133 40V38L131 39V35H130V39L127 37H123L122 35H121V33L123 32V34H126V35H128V30L129 29H127L126 27V29L124 28V29H122L121 28V26H120V29H119V27H118V31L120 30H123L121 33H119L118 35H120L119 37H120V39H118L117 38V43H119V42H123L120 46H119V48H121L123 51H125V59H124V61H123V63H124V65L125 64H127V68H128V71L130 70V72H132L133 74L135 73V74H140L142 71H143V68H145L146 69V73L149 75L150 73V75H149V79L151 80V81H153V82H155V84L156 85H159L158 83H156L157 81V79L159 78V76L158 75H161V76H166L167 77V75H169V77L171 76V75H174L178 70H185V69H187V72H185V71H182V73H184L185 72V74H188V75H191V74H189L190 73V71H191V73H192V76H195V78L194 77H192L191 78V76L189 77V78H191L189 81H187V83H188V95H186V94H184V96L187 98V100L188 101H184V99L186 100V98H183V96H182V98L180 97L181 95H182V93L179 95V102L178 103H180V98L184 101H182L181 102V104H184L186 107L185 108H183V106L184 105H182V108L183 109H185L186 111H191V112H185L183 109H182V112H183V114L182 113H180V111H181V109H177V107H175L176 108V110H172V108H171V110L174 112V111H176L177 112V114H178V116L182 119V118H184L185 119V123L187 124H189V126H185V128H184V126H183V128H184V130H186L187 128L186 127H191V128H189L188 129V131H186V133L185 134H183V133H181V132H179L180 134H179V137H180V139L182 140V142L185 144V143H187L188 144V146H190V148H192L191 150H189L190 148H188V150H189V152H191L192 151V153H191V155L190 154H188V156H189V159L190 160H192L193 158H194V156H196V155H198V154H203L204 152H207V153H209L208 152V149H209V147L211 148L210 150H211V153L213 152L212 150H213V148H215L214 149V152L216 151V153H214V155H212L211 156V158H212V160H214L215 162H216V160L217 159H220L221 157H222V151H223V149L224 148H226L227 146H229L230 145V143H232L233 142V138H231V141H230V138L229 137H231V135L232 134H230V136H226V138L223 136L222 138H221V136H220V133L218 132L219 130H217V125L218 124H220L221 122H218V124H216V127L214 126L215 125V123H213L214 125H212L211 124V122H209V121H212V118H215V116L217 117V115L218 114H220L221 115V117H217V118H220L218 121H220V120H223L222 118H224V123L222 122V126L223 125H225V126H228V124L230 125V126H232V128L230 127V126H228V129L229 130H231V129H233V128H235V126L237 125V126H239L238 124H240V126H243V125H246L247 124V122L248 121H250V123H251V121H252V123H254L255 121H256V119H257V116H260L261 114H264V90L262 91V89H264V68L262 67V66H264V65H262L261 66V64L260 63H264V60L263 61H259V58L261 57V55H262V57H261V59H264V47H262V46H264V0H210L209 2L206 0H168L170 3H171V5H174L175 6V9L173 8V7H171L169 10H168V8L166 9H164L163 8V5L162 4H166V2H167V4H168V1L167 0H163V2H161L162 0H151L152 2L151 3H156L155 5H162V7H160V6H155V5H152V4H147V5H149V6H151L150 8L148 7V8H146L147 7V5H146V3H148L149 1H147V0H145V4H144V0H138V2H136V4H137V7L135 6V4H134V6L132 5V4H130V6H129V8H132V10H133V8L134 9H136V10H134L135 12H133V11H130L129 10V12H128V10L126 11V8L124 9V11H122L121 9H123V7H121L120 6V4H121V2H122V4H124L123 6H125V3L124 2H126L125 0H118ZM124 1V2H123ZM128 1V0H127ZM135 1H137V0H135ZM160 1V2H159ZM185 1V2H184ZM192 1L194 2V3H192ZM64 2H65V0H64ZM65 2V3H66ZM110 2H111V0H109L108 2H107V4H106V7H107V5L108 6H112L111 4H110ZM134 2V0H132V3ZM178 2V3H177ZM200 3V5H199V3ZM203 4H202V3ZM212 2V3H211ZM217 2V3H216ZM119 5H118V4ZM131 3V2H130ZM135 3V2H134ZM140 3H142L141 4V6H140ZM158 3H160V4H158ZM176 3V4H175ZM180 3V4H179ZM197 3H198V7H197ZM208 3L211 5H209L208 6ZM222 3V4H221ZM127 4H129V1L127 2ZM167 4H166V7H167ZM177 4H179V5H177ZM192 4V5H191ZM206 4V5H205ZM215 4H218V6L217 5H215ZM224 4L226 5V7L224 8ZM170 5V6H171ZM220 5V6H219ZM115 6V7H114ZM117 6V7H116ZM120 6V7H119ZM133 6V7H132ZM146 6V7H145ZM153 6V7H152ZM155 6V7H154ZM170 6H168V7H170ZM183 6V7H182ZM196 7L195 9H194V7ZM206 6V7H205ZM119 7V8H118ZM164 7H165V5H164ZM204 7V8H203ZM216 7H218V8H216ZM108 8V7H107ZM110 8V7H109ZM112 8V7H111ZM117 8V9H116ZM152 8V9H151ZM156 8V9H155ZM186 8V9H185ZM205 8L207 9H209L208 11L207 10H205ZM211 8H212V10H214V11H212L211 10ZM219 8H222V9H220L219 10ZM142 9H144L145 11H143ZM164 9V10H163ZM172 9H174L173 11V13H176V15L178 14V15H180V16H178L179 18H177V17H174L173 16V14H172V12H170V10H172ZM186 11H185V10ZM192 9H193V11L194 12H192ZM201 9V10H200ZM155 12H154V11ZM158 10V11H157ZM190 10V11H189ZM199 10V11H198ZM202 10H204V11H202ZM228 10V11H227ZM162 11H164L163 13H162ZM187 11H188V13H187ZM207 11V12H206ZM216 11V12H215ZM225 11V12H224ZM139 13V15H142V17H141V19L143 18V16H145V15H147L148 17H144L142 20L140 19V17H138L140 20H137L136 18H137V15H138V13ZM146 12V13H145ZM149 12V13H148ZM150 12H153L152 14H154V17H155V15H156V17L158 18V14H160V20L161 19H163L164 21H162L163 22V25L162 26H166V28L168 27L169 28V26L170 25H172V27L171 28H174L173 30L171 29V28H165V27H162L161 26V24H158L159 22H156V17L155 18H153V19H155V20H151V19H149L150 17H149V14H150V16H151V13ZM156 12H157V14H156ZM168 12V13H167ZM179 12V13H178ZM192 12V13H191ZM199 12V13H198ZM200 12H203V13H201L200 14ZM228 12V13H227ZM135 13V15H133ZM144 13H145V15H144ZM186 13V14H185ZM209 15H208V14ZM215 13V14H214ZM230 13V14H229ZM164 14V15H163ZM167 14H168V16L170 17H168L167 16ZM214 14V15H213ZM163 15V16H162ZM175 15V14H174ZM185 15H186V17H185ZM205 17H204V16ZM208 15V16H207ZM213 16V17H211V16ZM161 16L163 17V18H161ZM167 16V17H166ZM190 16V17H189ZM153 17V16H152ZM181 17V18H180ZM194 17V18H193ZM168 18H169V20H168ZM171 18L175 21L176 19L178 20H176L177 22H173L172 20H171ZM184 18V19H183ZM193 18V19H192ZM197 18V19H196ZM208 18V19H207ZM229 18V19H228ZM146 19V20H145ZM149 19V20H148ZM222 19V20H221ZM137 20V21H136ZM145 20V21H144ZM157 20H159V19H157ZM195 20V21H194ZM202 20H205V22H207L208 20V22L207 23H205V25H203V23H204V21H202ZM220 20V21H219ZM135 21L137 22V24L135 23ZM149 21H151V24L150 23H148V25L146 24L147 22H149ZM167 21H168V23H170L171 21L173 22V23H170V24H167ZM153 22H155L156 24H152ZM183 22H185V23H183ZM191 22V23H190ZM203 22V23H202ZM145 25L144 26V29H143V27L140 25ZM145 23V24H144ZM160 23H161V21H160ZM177 24V23H179V25L180 26H175L174 24ZM188 23V24H187ZM165 24V25H164ZM194 24V25H193ZM221 24H223L222 26H221ZM151 25V26H150ZM153 25H154V28H153ZM160 25V26H159ZM167 25H169V26H167ZM210 25H213V26H210ZM236 25V26H235ZM159 27V31L158 30H156V28L157 27ZM188 26V27H187ZM192 26H193V29H192ZM203 26V27H202ZM210 26V27H209ZM162 27V28H161ZM178 27H180L179 29H178ZM184 27H187V33H186V31H185V29L184 30H181L182 28H184ZM195 27V28H194ZM205 27H206V29H205ZM229 27V28H228ZM132 28L130 29V34H134L131 30H132ZM137 28V29H136ZM148 28V29H147ZM150 28V29H149ZM163 28H164V30H163ZM178 29V31H177V29ZM204 30H203V29ZM208 28V29H207ZM222 28H224V31H223V29ZM227 28V29H226ZM231 28L233 29V30H231ZM151 29H153V31H154V34H152L151 35V33L153 32V31H151V33H149L148 32V30H151ZM170 29H171V31H170ZM189 29V30H188ZM124 30L126 31V32H128V33H124ZM155 30L158 32V33H160V34H157V36H156V33H155ZM182 31V32H179V31ZM191 30V31H190ZM164 32V34H163V32ZM185 31V33L186 34H189L190 36H188V35H180V33H183ZM192 31H194V33L192 32ZM197 31H198V33H197ZM200 31V32H199ZM204 31V32H203ZM226 31H227V33L229 34H226ZM237 31V34L236 33H234V32H236ZM136 32H138V33H136ZM139 32H140V34H139ZM166 32V33H165ZM188 32H190V33H188ZM202 32V33H201ZM207 32V33H206ZM223 32H225L224 33V35H223ZM239 32V33H238ZM241 32V33H240ZM143 33V34H142ZM150 34V35H148V36H146V34ZM200 33V34H199ZM233 35H232V34ZM252 33V34H251ZM144 34H145V36H144ZM176 34H179L178 35V41L181 39V37H184V36H186V37H184V38H186V39H188V65H187V62L185 61V60H183L182 61V65H178V66H180L179 67V69L177 70V71H174L175 70V68H174V72L173 73H169L171 70H172V68L174 67V65H175V62H177L176 61V59L178 60V62H179V59H180V57H177V58H175V56H174V54L175 53H177V51L179 52L180 50H181V46L180 47H178L177 45L175 46V44L177 43V37H174V36H176ZM192 34V35H191ZM204 34V35H203ZM235 34V35H234ZM246 34V35H245ZM250 34H251V36H250ZM134 35V36H135ZM138 35H140V36H138ZM141 35H143L144 37H142ZM203 35V36H202ZM206 35V36H205ZM221 35H223V36H221ZM233 36V37H235L234 39H232V37H230V36ZM151 36L153 37V40H151ZM154 36H156V37H154ZM167 39V40H163V39H165L164 37ZM169 36H172V37H174L175 38V40H174V42H173V39H171L170 40V38H169ZM181 36V37H180ZM194 36V37H193ZM223 37V39L221 38V37ZM240 36V37H239ZM246 36V37H245ZM118 37V36H117ZM140 37H142V38H140ZM159 37V38H158ZM189 37H190V39H189ZM196 37V38H195ZM230 37V38H229ZM237 37V38H236ZM257 37L259 38L258 40H257ZM102 38H104V37H102ZM163 38V39H162ZM168 38H169V40H170V42L168 41ZM198 38V39H197ZM205 38H207L206 40H204ZM213 38V39H212ZM216 38V39H215ZM248 38H249V40H248ZM254 38H255V40H254ZM144 39V40H143ZM191 39H192V41H191ZM201 41H200V40ZM224 40L223 41V45L224 46H222V41L221 40ZM232 39V40H231ZM235 39H237L238 40V42L235 40ZM242 39V40H241ZM245 39V40H244ZM102 39H101V37L100 38H98V40H96V41H101ZM105 39H103L102 41H104ZM120 40V41H119ZM121 40H123V41H121ZM138 40V41H137ZM140 40H142V41H140ZM145 40H147V41H145ZM150 40V41H149ZM158 40V41H157ZM162 40V41H161ZM193 40H194V42H193ZM196 40V41H195ZM214 40H216V42L217 43H215V41ZM106 41H107V43H109L110 44V42L106 39ZM145 41V42H144ZM172 41V42H171ZM181 41V40H180ZM200 41V42H199ZM203 41V42H202ZM231 42V44H230V42ZM243 42V45H246V46H248L249 47V44H248V42L250 43V51H248L249 50V48H245V52H244V50H243V47L244 46H242L241 47V43ZM245 41V42H244ZM252 41H254V44H253V42ZM255 41H257V42H255ZM258 41H259V43H258ZM128 42V43H127ZM132 42V43H131ZM143 42H144V44H143ZM147 42V44H145ZM191 42V43H190ZM196 42V43H195ZM229 43V46H230V48H229V46H227L228 47V49L226 48V44H228ZM235 42V43H234ZM99 43V42H98ZM101 44H100V46L99 45H97L99 48H100V51H99V48H96L95 46V49H98L97 51H99V54H100V52L102 51H106L107 49H109V47H110V45H106L107 43H105V41L102 43V42H100ZM131 43V44H130ZM135 43V44H134ZM156 43V44H155ZM158 43V44H157ZM161 43H163L162 44V46L161 47H159V44H161ZM171 43H174V46L171 44ZM181 43L184 45L185 43L184 42H182L181 41ZM226 43V44H225ZM238 43V44H237ZM245 43H247V44H245ZM96 44V43H95ZM124 44H125V46H124ZM133 44V45H132ZM169 44H171L170 46H172V50H174V52L172 53V54H170L172 51L169 49L170 47H169ZM182 44H178V45H182ZM190 44H193L192 46L190 45ZM234 44V45H233ZM255 44H256V46H255ZM261 44V45H260ZM263 44V45H262ZM102 45V46H101ZM130 45H132V46H135V47H132V46H130ZM147 45L148 46H150V47H154L155 45H157L155 48L157 49H155V48H153V49H151L153 52H154V54H153V52L152 51H150V48L149 47H147ZM108 46V47H107ZM124 46V47H123ZM184 46H186V45H184ZM183 46V47H184ZM213 46V47H212ZM214 46L215 47H217L218 49H220L221 50V52H220V50H218L217 48H214ZM225 47V49L227 50H225V49H222V48H219V47ZM232 46H234V47H236L235 49H234V47L233 48H231ZM245 46V47H246ZM261 46V47H260ZM133 49H135V48H137L138 50H140V49H142V51L140 52V53H142L143 55V59L141 58V60H142V64L139 62L140 61V56L138 55V57L136 56L137 54H138V51H137V49H135V50H133ZM140 47V48H139ZM142 47V48H141ZM169 47V48H168ZM174 47V48H173ZM242 49H241V48ZM255 47V48H254ZM258 47V48H257ZM159 48H161L160 50H158ZM165 48V49H164ZM193 48H194V50H193ZM262 48H263V50H262ZM110 49H112V48H110ZM109 49V51L107 50L106 51V53L107 52H111V50ZM145 50V52H143L144 50ZM147 49H149V50H147ZM165 51V52H169V54H170V56L171 57H167V56H169L168 55V52L165 54V52L163 51V50ZM211 51H210V50ZM231 49V50H230ZM233 49V50H232ZM255 50V49H257V50H262V51H260V53H259V51H258V54H261V52H262V54L261 55H259L260 57L259 58H255L254 60H256L257 59V61L259 62V65H257L258 64V62L257 61H254V60H252V61H254L255 63H253V62H251L250 60L251 59H253V58H250V57H255V56H253V54H252V50ZM177 50V51H176ZM193 50V51H192ZM223 50H225L226 52H229L228 50H230V53L229 54H227V55H225L226 53H225V51H223ZM243 52H241V51ZM256 50V51H257ZM158 51V52H157ZM215 51H219V54H218V52H215ZM256 51H253L254 53L256 52ZM148 52V53H147ZM150 52V53H149ZM159 52H164L163 54L162 53H159ZM191 52V53H190ZM209 52H210V54L211 55H209ZM211 52H214V53H211ZM247 52V53H246ZM109 53H107V54H104V53H102L101 55H102V58H107L108 57V55H109ZM139 53V54H140ZM147 55H145V54ZM152 53V54H151ZM149 54V55H148ZM157 54V55H156ZM213 54V55H212ZM240 54V55H239ZM241 54H248L249 55V57L247 56V57H243L242 58V56H241ZM252 54V55H251ZM257 54V52L255 53V55H258ZM107 57H106V56ZM144 55H145V57H144ZM152 55L154 56V58L152 57ZM164 55H166V56H164ZM215 55V56H214ZM217 55H219V56H217ZM235 55V56H234ZM251 55V56H250ZM149 56V57H148ZM177 56V55H176ZM210 56H213L212 58V60H210L211 58H210ZM245 56V55H244ZM83 57H85V59L83 58ZM86 57H87V59H86ZM167 57V58H166ZM241 57V58H240ZM82 59H84L83 61H88L86 64L87 65H91L92 64V66H93V68H97V69H95L96 71H99L100 70V72H98V73H101V79L102 80H104V82H106V84L101 80V84H100V76H98L97 74H95L96 75V77H93V78H96V79H98V80H96V79H93L92 78V76H93V72H94V69L91 67V68H88L87 67V70L88 71H91L90 69H93L91 72H88L87 71V73H90V75H88V74H86L85 72H83V74H82V72L80 73V69H79V73H78V71H76L78 74V76H76L77 77V80H76V78L74 77L75 75H76V72H75V75H72L71 76V73L70 72H73V71H75V70H72V71H70L69 72V75H68V81H69V79H70V83H72L70 86L71 87H73L74 88V90L75 91H79V89L77 88V87H79L80 85H79V83L81 84V85H84V86H86V87H84V86H80L79 88H81V87H83L85 90H86V88H87V86H89V82L90 81H92L91 82V87L95 90V91H91L90 92V86L87 88V89H89L88 91L86 90V92L84 91V90H82L81 89V91H83V94L85 93V95H86V93H87V95L85 96H83V94H82V92H80V99H79V97H77L76 96V98H78V99H76L75 100V97H74V101H75V103L76 102H78V101H80V102H78L77 104H75L74 103V101L73 102H71L73 105H75L74 107L76 108V110L74 109V107L72 106V105H70L69 106V104H70V102L68 101V99L66 100V99H64L63 98V100H60V99H62V97H65V96H63L64 95V92L62 93V91H64V89L62 88V89H60V88H54V87H50L49 85H47L46 83H44V82H40V81H38V79H35V78H33V79H30V85H31V89L33 90V93L34 94H32L31 93V95H33V96H35V97H37L38 98V102H39V99L41 98V104H39V103H37V102H33V98H32V96L31 97H28V96H30V93L27 95V94H23V92H20L21 90L19 89L20 87H21V83L19 84L18 83V81H17V79H18V77L20 78V81L21 82H23V77H25L26 76V73H25V71L27 70V72H29L28 71V69H31V64H30V62L27 60H24V63L26 62V64H27V66L24 64V69L27 67L28 69H26V70H24V71H22L23 72V74L21 73V74H19V72L18 71H16V70H11L9 73L7 72V71H5V73H6V75L8 76V74H9V76L10 75H12V76H10L9 78L11 79H9L6 75H5V73H4V75L5 76H2L3 75V73H2V75H0L1 77H0V79H1V81H2V83L3 84H5V85H0V90H1V92H0V95L1 96H3V99L1 98V96H0V102L2 103H4V102H8L9 103V100H10V102H12L11 100H20V102L22 103L23 102V100H25L24 102H23V104H22V107L24 106V108H26V110L28 111V117H27V119L26 120H29L30 118V120H32V122H34V117H38L39 115H37L36 116V114H37V112H38V114H39V112H41V111H44V113H49V111L51 112V111H53L54 113H52L51 112V117H55V115H56V113L55 112H57V114L58 115H56V116H58V117H55V123H56V125H54V126H56V127H54V128H52L51 127V125H53V124H55V123H53V121L50 123V122H48L49 120H47L48 118L47 117H45V116H47V114L44 116V118H46L45 120L43 119V115L42 114H40V116L38 117V123L41 121L42 122V124H41V122H40V124H37V128L35 127V125H33L34 127H35V129H38L39 131L44 127V124L45 125H48V124H50V129L53 131L55 128L57 129L58 128V130H56L55 129V131H53V133L56 135V133H59V130L61 131V133H59L58 135L60 136V138H59V136H57V138L56 137H53V136H50L49 134H50V129L48 130V128H49V126L47 127V128H44L45 129V131H43L44 129H42V134H43V138L41 137L42 136V134H40L39 135V133L37 134L36 132H39V131H37V130H34L33 129V135H34V131H35V133H36V135H34L33 137V139H30V141H29V143H31L32 144V146L30 145L29 146V143H27V141L25 140L24 141V143H23V146H24V148H27V146H28V148H27V150L28 149H30V150H32V151H36V150H34V149H38V152L40 153V154H42L43 155V153H42V151H44V153H45V151L47 152V149H51V150H48V152L47 153H45L44 154V156L45 157H48V158H51V159H49L48 160V158H46V162H48V166H50V167H48V166H46L47 165V163L45 164V165H43L42 166V170H43V168L44 169H46V171H47V173H50V174H47V173H45V176H44V179H45V181H47V179H48V183H46L48 186H47V188H46V184L44 185V183H43V186L41 187V189L43 190V194L41 193V191L39 192V190H40V188L38 189V188H36V189H38V191H35L34 193L36 194V193H39V194H37L36 195V197H35V202L33 203V201H34V199H33V201H31L32 203L30 204V201H29V203H28V201H27V205H30V207L29 206H27V205H25L24 203H26L25 201H26V199H25V197H24V199H25V201L23 202H19V200H18V198L19 199H22V196H24V195H22L23 193V189H25L26 187L28 188V190H30V188H29V185H30V180H33V178L31 179V173L29 172V171H27L26 169H22V166H20V165H18V164H16L17 162L19 163V160H20V164H22V158H20V156H18L19 155V152H20V149H18V148H16L15 149V144H14V149L16 150V151H18V154L16 153V151L14 150H10V147L7 149V147H2V149H1V153H3V151H5L6 149H7V151L9 152H11V154L10 153H5L7 156H9V157H7V159L8 160H10L11 158L10 157H13V159L16 161V163H15V165H17V166H20L21 168H19V171L20 172H22L20 175H22V176H19V174H18V176H19V180L18 179H16L17 181H19V182H15V186H17V188L16 187H9L8 189H4L3 191H5V190H7L6 191V193L8 194V195H4L3 193L1 194L0 193V202L2 203V205H1V203H0V233H1V231H2V235H0L2 238H0V246H2L3 244V246H5L4 248L3 247H0L1 249H0V252L2 251L3 252V254L4 255H6V253L8 254V255H10L11 253H10V250L8 249L7 250V248H6V243L8 242V241H10V243H15L16 245H15V247L17 248V245H18V243H19V245L21 246V244H22V241H20L19 239V234H21L20 233V230H21V227L22 226H24L25 224H27V226L28 225H31V227L33 226L34 227V229H33V231H32V237H31V242L35 245L36 243H38V237L37 236H39L38 234H36L35 232H37V225L35 224V222L38 220L39 222H40V220L42 221V222H45L46 223V221L47 220H49L51 223H50V225L51 224H53V222H52V220L54 221V225H55V223L56 224H58V225H55V226H64V224L65 223H63V222H66V220L67 219H71V220H67L68 222L67 223H69V224H71V225H69V227H68V224L66 223V225L64 226V228L62 229V227L60 228H57L58 230L59 229H62V231L61 232H58L57 230L55 231L56 232V234H63V235H67V236H65V240L66 241H68V242H66L65 240V242L64 243H67L66 245H69L68 247H70L71 245H72V247L73 246H75L74 248L75 249H78L79 248V246L80 245H87V241H89V242H91V243H93V242H95V238H98V237H95V236H98V233L100 232L101 233V231H103V230H105V228H103V227H106V229H107V227H111V230H113V231H115V232H121V231H123V233L124 232H126V234H133L134 233V231H136L137 229L138 230H141V228H143V229H146L147 228V232L149 233V232H151V236L154 238V240H152V241H155V239L156 240H158V242H160V243H162L163 245H165L162 241H164V239L165 238H163V237H165V235L167 234L168 236L170 235V233H168L169 231H174L175 233H173L172 234V232H171V236L172 235H175L174 237L177 239V237L179 236V232H176V224L173 222L172 223V220L169 218L168 219V216L166 215V213H164L165 211H168V209H170L169 208V206L171 207L172 205H170V204H172V201H173V199L176 197V196H178V194L180 195L181 193V191H182V193L184 192V189H183V187H181V185L178 183V181L175 183L174 182V176H173V179L171 178L172 176H171V171H170V169H167L168 168V164L164 161V163H162L161 161H163L162 159H161V157H160V151L162 152V150H164V152H165V154H168L170 151V146H167V145H174V144H179L178 142H180V144L179 145H182V146H186V148L188 147L186 144L184 145L182 142H181V140L179 139V137H177V133H178V131H180V129L182 130V128H179L178 126V124L180 123L181 125L183 124V123H181L182 121H181V119H180V121H179V117L178 116H176L175 115V113L176 112H174V113H172L171 112V110L169 109L170 108V106L172 105V106H176V104L174 103V102H172L171 100H169V99H167V97H165L164 96V98L166 99V100H163V98H161L162 96H163V93L165 92V94L164 95H166V91H165V89H162V90H164V91H161V92H163V93H161L159 90H157V88L158 89H160L159 87H157V88H155V86H153L154 88L152 89L151 87L149 88V87H147L148 89H150V91L148 90V89H146L147 91V101H146V98L145 97H142L141 98V100H138L140 103H137L136 101L135 102H128V100H126L125 98L124 99H118V100H116V91H115V89H114V86L110 83L109 84V81L107 80V79H105L104 78V74H103V71L101 70L102 68L99 66V65H96V64H94L92 61H89V59L91 60V58H89L88 56H86V55H82V57H81ZM139 58V59H138ZM148 58V59H147ZM171 58H173V59H171ZM175 58V59H174ZM179 58V59H178ZM209 58V59H208ZM248 59V61H246V62H249V64L248 63H245V61L244 60H247ZM155 59V60H154ZM169 59H171V61H173L172 63H173V67H170V64H171V62H170V64L168 65L167 63H169ZM208 59V60H207ZM233 59V60H232ZM139 60V61H138ZM144 60V61H143ZM154 62H153V61ZM157 60V61H156ZM207 60V61H206ZM231 60H232V62H231ZM151 61V62H150ZM208 61H210V63L212 64V66L213 67H211V68H208L210 65H208L209 64V62ZM216 61H217V63H216ZM221 61V62H220ZM1 62L2 61H0V64H1ZM55 63L56 61H52V63ZM92 62V63H91ZM137 62H139V63H137ZM145 62H147L146 63V65H144L145 64ZM148 62H150V63H148ZM156 62V63H155ZM161 64H160V63ZM204 62H206V63H204ZM214 62L216 63V64H214ZM251 62V63H250ZM57 63V62H56ZM90 63V64H89ZM158 63V64H157ZM232 63L234 64V66H232ZM253 63V64H252ZM136 64H138V66H140V69L138 70V69H136L137 68V65ZM153 64V65H152ZM157 66H155V65ZM165 64V65H164ZM180 64V63H179ZM202 64H204V65H202ZM218 64V65H217ZM245 64H248V66H246V67H250L248 70H246L245 68ZM52 65V64H51ZM130 65H134V66H130ZM151 65H152V67H151ZM168 66V69L166 70V68H167V66ZM177 65V64H176ZM217 65V66H216ZM219 65L221 66V68H222V66L226 69V70H224V69H221L220 67H219ZM53 67H55L54 66V64L52 65ZM126 66V65H125ZM128 66H130V68L128 67ZM136 66V67H135ZM166 66V67H165ZM183 66V67H182ZM204 66H206V67H204ZM226 66H228V67H226ZM252 66V67H251ZM99 67V68H98ZM133 67H135V68H133ZM154 67H155V69L157 70H154ZM159 67V68H158ZM169 67L171 68V69H169ZM182 67V68H181ZM189 67L190 68H192L190 71H189ZM214 67H216V68H214ZM220 68V69H218V68ZM233 67V68H232ZM257 68L256 70H253L254 68ZM263 69H262V68ZM126 68V67H125ZM127 68H126V70H127ZM147 68L149 69V68H151V70H153L152 72H155V76L153 75V76H151L152 74H154V73H152V72H150L151 70L149 69V70H147ZM163 68L165 69V70H163ZM158 69H161V71L160 70H158ZM213 71H212V70ZM230 69V70H229ZM245 69V71L244 72H246L247 74L245 75V73L243 74V70ZM78 70V69H77ZM137 70V71H136ZM170 70V71H169ZM13 71H14V73H13ZM169 71V72H168ZM210 71H212V72H214V73H212V72H210ZM228 71V72H227ZM255 72V75H254V72ZM261 71H262V73H261ZM150 72V73H149ZM219 72H220V76H221V72H222V76L224 75V78L221 76H219L218 74H219ZM241 72V73H240ZM251 72H253V74L251 73ZM8 73V74H7ZM19 75H18V74ZM95 73V72H94ZM160 73V74H159ZM180 73V72H179ZM235 73V74H234ZM248 73H251V77H248L247 78V75H248ZM177 74V73H176ZM194 74V75H193ZM210 74V75H209ZM225 74H227L226 76V78H225ZM263 74V76H261ZM21 75H23L22 77H21ZM25 75V76H24ZM28 75V74H27ZM83 75V76H82ZM100 75V74H99ZM188 75H185V76H188ZM218 75V76H217ZM229 75V76H228ZM240 75V76H239ZM30 76V75H29ZM89 76H90V78H89ZM174 76H176V75H174ZM182 75H179V74H177V77H181ZM214 76H217V77H220L221 79H223V81H221V79L220 80H218V78L217 77H215V78H217V80L214 78ZM239 76V77H238ZM260 76H261V78H260ZM2 77H4V79L6 80H4ZM14 77H15V79H14ZM26 77H28V76H26ZM71 77H72V79H71ZM74 77V78H73ZM80 77V78H79ZM183 77H184V74H183ZM196 77H198V78H196ZM236 77H238L237 79H236ZM242 77H243V80H242ZM13 78V79H12ZM30 78V77H29ZM82 78V79H81ZM184 78H186V77H184ZM215 80H214V79ZM239 78H240V80H239ZM246 80H245V79ZM250 78H251V80H250ZM259 78V79H258ZM81 79V81H79ZM93 79V80H92ZM187 79V78H186ZM29 80V79H28ZM83 80V81H82ZM88 80H89V82H88ZM212 80H214V81H212ZM237 80V81H236ZM1 81H0V83H1ZM10 81V82H9ZM25 81V80H24ZM33 81H35V82H37L36 83V85L34 84L35 82H33ZM85 81V82H84ZM87 81V82H86ZM217 81H218V83H217ZM233 81H235V84H234V82ZM240 81V82H239ZM16 82V83H15ZM27 82V81H26ZM40 84H39V83ZM84 82V83H83ZM102 82L105 84V85H103L102 84ZM232 82H233V84H232ZM242 82V83H241ZM11 85H9V84ZM13 85H12V84ZM85 83H88V85L87 84H85ZM108 83V84H107ZM217 83V84H216ZM244 83V84H243ZM248 83V84H247ZM253 83H255V85L253 84ZM19 84V85H18ZM32 84L34 85V87L36 86L37 87V84L38 85H41L42 87L40 88H38L39 90H35L36 89V87L33 89V86H32ZM43 84H45V85H43ZM75 86H74V85ZM154 84V83H153ZM214 84H215V86H214ZM220 84L222 85L219 89H218V87H216V86H220ZM251 84V86L253 87H251V86H249L250 87V89H249V87L247 86V85H250ZM253 84V85H252ZM16 85V86H15ZM78 85V86H77ZM106 85H108V87H109V91L110 92H108V94L109 95H107V96H111L110 98L112 99V100H110V98L108 97L107 99H103V98H101V99H103V101H102V103L103 102H105V100H108L107 102H105L106 103V105H108L109 104V106L110 105H115L116 104V107H118V106H120L118 109H119V111L117 112L116 110V107H115V110H114V106H112V108H113V111H114V113L115 114H113L114 116H115V118H116V123L114 124V125H111V124H109V125H111L112 127H114L113 129L111 128V126L110 127H108L109 125L107 124V126H106V122L104 123V121H107V118H106V116H103V115H106V113L108 112V114L109 113H111L110 112V110H112V109H110L111 108V106H110V108H109V106L107 107L106 105V107L109 109H107V108H105V106H104V108H105V110H104V108H103V106H102V104L100 103V101H99V106H100V108H101V106H102V112H103V117H101V116H99L98 115V113H97V111H98V108L95 106V104L98 102L97 100H99V98L101 97V93L102 92H104V93H106V90L105 91H102L101 92V89H99V87L98 86H100V88H104V89H106V88H108V87H106ZM212 85V86H211ZM232 85H234L233 87H235V90H233V91H235L234 92V95L236 94V97H237V99H236V97L234 96V95H231L230 93H232L231 91H232ZM239 85L241 86V87H239ZM263 85V86H262ZM3 86H5V87H3ZM7 86V87H6ZM18 86H20L19 88H18ZM46 86V88H47V91H45L46 90V88H44ZM77 86V87H76ZM243 86V87H242ZM247 86V87H246ZM15 87V88H14ZM211 87V88H210ZM216 87V88H215ZM263 87V88H262ZM42 88H44V89H42ZM76 88V89H75ZM91 88V89H92ZM98 88V89H97ZM146 88V87H145ZM239 88H240V90H239ZM252 88V89H251ZM51 91V92H48L49 90ZM52 89V90H51ZM92 89V90H93ZM112 89V90H111ZM152 89V90H151ZM160 89V90H161ZM200 89H202V90H200ZM214 89H215V91H214ZM217 89V90H216ZM234 89V88H233ZM249 89V90H248ZM6 90H7V92H6ZM20 90V91H19ZM113 90H114V92H115V94L113 95ZM153 90H157L158 91V93L160 92L161 93V97L160 96H158L157 98H158V100H156L155 98H153L152 96H154L153 94H152V91ZM205 90V91H204ZM219 90V91H218ZM250 90H252V92L250 93ZM34 91H37V93L36 92H34ZM39 91H42V93H44L45 94V92L47 93V94H49V93H51L50 94V101H49V98H47L46 100H45V98L47 97V94H45V96H43L44 94H40L39 93ZM157 91H153L155 94L157 93ZM241 91H242V94H241ZM9 92H10V94H9ZM101 92V93H100ZM205 92V93H204ZM215 92V93H214ZM237 92V93H236ZM12 93V94H11ZM36 93V94H35ZM89 93V94H88ZM91 93V94H90ZM99 93H100V95H99ZM103 93V94H104ZM157 93V94H158ZM160 93H159V95H160ZM203 93V94H202ZM215 95H214V94ZM249 93H250V96H249ZM4 94V95H3ZM8 95V96H6V95ZM17 94V96H15ZM40 94V95H39ZM94 94V95H93ZM102 94V95H103ZM112 94V95H111ZM156 94V95H157ZM226 94V95H225ZM237 94L239 95V97L237 96ZM11 95H13V96H11ZM44 97V99H43V97ZM92 95V96H91ZM99 95V96H98ZM105 95V94H104ZM228 95H230V96H232V97H230V98H228L229 96ZM245 96V95H247L249 98H250V100H249V98L247 97V96H245L246 97V99H243V98H245V97H242V96ZM10 96V97H9ZM26 96V98H24ZM49 96V95H48ZM54 96V97H53ZM60 96V97H59ZM115 98H114V97ZM149 96H151L152 97V99L150 100V98H149ZM167 96V95H166ZM216 96H218V97H216ZM228 96V97H227ZM234 96V97H233ZM5 97V98H4ZM12 97V98H11ZM18 97V98H17ZM21 97V99H19ZM28 97V98H27ZM88 97H89V99H88ZM97 97V98H96ZM104 97V96H103ZM160 97V98H159ZM221 97V99H220V102H221V100H222V103H224V102H226L228 99L230 100L231 98V102L230 101H228L227 102V104L229 105V107H227L228 105H225L226 103H224V106H223V108L225 109L226 108V110H227V112L229 111V112H231V111H233L232 112V114H230V117L229 116H227L228 114H229V112L227 113V114H225V113H223L224 111L221 109V111H223V112H221V113H223L226 117H224V116H222V114L220 113V109H219V107H218V109L219 110H214V108L216 109L217 108V106L218 105H223V104H221L220 102H219V100H217L220 104H218V102H216L215 100L216 99H219ZM224 97L226 98V100L224 99ZM8 98V99H7ZM13 98H15V99H13ZM37 98H35V99H37ZM145 98V99H144ZM216 98V99H215ZM239 98V99H238ZM33 99V100H32ZM73 99V98H72ZM92 99H93V101H92ZM97 99V100H96ZM223 99L225 100L224 102H223ZM242 99L244 100V101H242ZM29 100H31L32 102H30ZM42 100H45V102H43ZM62 101L61 103H60V101ZM66 100V101H65ZM116 100V101H115ZM144 100H145V103H144ZM214 100V101H213ZM232 100H235L234 102L232 101ZM252 101V103L250 102V104H253V103H257L255 106L253 105H250L249 106V101ZM37 101V100H36ZM47 101V102H46ZM68 101V103L69 104H66V102ZM72 101V100H71ZM97 101V102H96ZM149 101V102H148ZM191 101V102H190ZM242 102V103H240V102ZM32 103V104H30V103ZM43 102V103H42ZM94 102H96V103H94ZM118 104H117V103ZM124 102V103H123ZM163 102H165L164 104H163ZM167 102H169L171 105H169ZM191 104V103H193V107H191V106H189L188 104L189 103ZM234 103V105H233V103ZM236 102V103H235ZM245 102H247L246 104H245ZM29 103V104H28ZM37 103V104H36ZM90 104V106H88L89 104ZM94 103V108H96L95 110L93 109V106H92V104ZM108 103V104H107ZM137 103V104H136ZM159 103V105H157ZM162 103V104H161ZM167 103V104H166ZM217 105H215V104ZM26 104H28V105H26ZM34 104H36V106L34 105ZM44 104V105H43ZM51 104H52V106L55 108V109H57V110H55L52 106H51ZM64 104V105H63ZM80 104V105H79ZM98 104V103H97ZM123 104V105H122ZM131 104V105H130ZM145 104V105H144ZM230 104H231V107H230ZM261 104V105H260ZM5 105H6V103H5ZM44 107H43V106ZM46 105V106H45ZM58 105V106H57ZM71 107L72 106V108H70L69 109V107ZM103 105H104V103H103ZM118 105V106H117ZM125 105V106H124ZM128 105V106H127ZM141 105V106H140ZM144 105V106H143ZM149 105V106H148ZM179 105V104H178ZM195 105V106H194ZM242 105V106H241ZM243 105H245V106H243ZM30 106V107H29ZM49 106H51L52 108H50ZM65 106V107H64ZM87 106H88V108H87ZM98 106V105H97ZM158 106H160V107H158ZM167 106V107H166ZM169 106V107H168ZM216 106V107H215ZM236 106V107H235ZM247 106V107H246ZM251 106L254 108V109H256V106H257V109L259 108V110H257L258 112H259V114H258V112H257V114L255 113L256 112V110H252V112H251V110H250V108H251ZM45 107L47 108V109H49L47 112H45V110H43V109H45ZM79 107V108H78ZM121 107H122V109H121ZM134 107V108H133ZM147 108V110H146V108ZM157 107H158V112L157 113H159V114H157V113H154V111L157 109ZM211 107H212V109H211ZM246 107V108H245ZM262 107V108H261ZM38 108V109H37ZM42 110H41V109ZM65 108H67V109H65ZM78 108V109H77ZM86 108L88 109V110H86ZM99 108V109H100ZM150 108V109H149ZM165 110H164V109ZM175 108H173V109H175ZM179 108H181V105H179ZM191 108H193V109H191ZM195 108V109H194ZM220 108H222V107H220ZM230 110H229V109ZM242 108V109H241ZM249 108V109H248ZM261 108V109H260ZM33 109H35V110H33ZM51 109V110H50ZM75 111H74V110ZM106 109H107V111H106ZM163 109V110H162ZM198 109V110H197ZM231 109H233V110H231ZM41 110V111H40ZM91 110H93L92 112H91ZM121 110H124L125 112L127 111V113H125V112H123V111H121ZM130 110H133V114L135 115V117H137V115L139 114V112H140V114H139V116L140 117H138V119H136V121L137 120H139V118L141 119L142 117L143 118H145L144 117V114L148 117H146V119L150 122L151 120H153V124H156V130L154 131L153 129V124L150 122V123H148V121L147 122H145V121H143V123H142V126H140L141 124L138 122V124H137V122L134 120V124L132 125V126H130V124H131V122H133V120L132 119H135V117H133V116H130L131 115V112L129 113V111ZM149 110V111H148ZM154 110V111H153ZM178 110H180V111H178ZM200 114V119H202V118H204L203 116H204V114L207 116H205L206 118H205V120H207V122H209V125L206 123L205 124V122H202V120H200L199 122H201L204 126H205V128L203 127V125H201L199 122H198V120H199V117H198V115L199 114H197V112ZM242 110V111H241ZM34 111H36V114L34 115L33 113H34ZM69 111V112H68ZM70 111H71V113H70ZM78 111H79V113H82L83 114V116L85 117V114L87 115L86 116V118L84 119V117L82 116V114H79L78 113ZM83 111H85V113H83ZM87 111V112H86ZM100 111V110H99ZM98 111V112H99ZM105 111H106V113H105ZM116 111V112H115ZM137 111H139L138 112V114L136 115L135 113H137ZM153 111V112H152ZM157 111V110H156ZM170 111V112H169ZM195 111V112H194ZM217 113H216V112ZM218 111H219V113H218ZM235 111V112H234ZM153 113V114H151V113ZM164 112V113H163ZM238 112V113H237ZM244 112H246V114H247V116H245L246 114L244 113ZM254 112V113H253ZM89 113V114H88ZM91 113V114H90ZM93 113V114H92ZM100 113V112H99ZM118 115H117V114ZM162 113V115L165 117H163L162 118V120L163 119H166V120H168L169 122H167V123H169V126L168 127H170L169 129H170V131H168V132H170V133H172V131H174L175 130V128H176V130L174 131L175 132V134H177L176 135V137L174 136V135H172V134H170V135H172L173 137H174V139L176 138L177 140L179 139L180 141H177V140H172L173 139V137L171 136V138L169 139V135H167L166 134V132H167V130H168V127H167V129L165 130L162 126L164 125L165 126V121H161V116H160V114ZM237 115H240V116H237ZM252 113V115L253 114H255L254 116H256V119H254L255 121L253 122V120H252V116L250 115ZM55 114V115H54ZM77 114V117H75V115ZM124 114V115H123ZM130 114V115H129ZM185 114V115H184ZM194 114V115H193ZM195 114H196V117H195ZM49 115V114H48ZM81 115V116H80ZM99 116V117H97V116ZM143 115V116H142ZM155 115V116H154ZM173 117H172V116ZM176 116V120H175V123H174V126H170V125H173V122L171 121V119L172 120H174L175 119V116ZM188 115V116H187ZM203 115V116H202ZM212 115V116H211ZM249 115V116H248ZM71 116V120L69 119V117ZM119 116V117H118ZM127 116V117H126ZM133 117L132 119L130 118V117ZM151 116H153V117H151ZM160 116V117H159ZM172 117V118H169L168 119V117ZM234 116V117H233ZM237 116V117H236ZM253 116V117H254ZM30 117V118H29ZM33 117V118H32ZM48 117H50V116H48ZM97 117V118H96ZM122 117H124L123 118V120L121 119ZM129 117V118H128ZM149 117H150V119L151 118H153V119H151V120H149ZM178 117V118H177ZM186 117V118H185ZM233 117V118H232ZM239 117V118H238ZM241 117V118H240ZM243 117L245 118V117H247L246 118V120L245 119H243ZM248 117H250V118H248ZM64 118H65V120H64ZM73 118V119H72ZM92 118V119H91ZM95 118V119H94ZM103 118L105 119L104 121H103ZM128 118V119H127ZM160 118V119H159ZM187 118L188 119H191L192 121H193V118H194V120H196V119H198L197 120V123H199L198 125H195L197 128H200V129H197L196 127H194L193 126V124H192V126H191V120H190V122L187 120ZM225 118H229V121L227 120V119H225ZM232 119V121H234V123L233 122H231L230 120ZM236 119V122H235V119ZM255 118V117H254ZM51 120L53 119V118H50ZM62 119V120H61ZM94 119V120H93ZM120 119L123 121V123H122V126H121V121H120ZM125 119L127 120V121H125ZM132 120L131 122H130V120ZM211 119V120H210ZM216 119V118H215ZM241 119H243V120H241ZM29 120V121H30ZM37 120V119H36ZM61 121V124H60V121ZM72 120H74V122L72 121ZM83 120H85V121H83ZM93 120V121H92ZM97 120V121H96ZM100 120V121H99ZM145 120V119H144ZM159 122V124L157 123V121ZM183 120V119H182ZM214 120V119H213ZM239 120H241V122H239ZM68 121V122H67ZM69 121L71 122V123H69ZM98 121H99V123H98ZM118 121H120V122H118ZM126 123H125V122ZM140 121V120H139ZM156 123H155V122ZM176 121H179V123L177 124V122ZM245 121H247V122H245ZM258 121V120H257ZM37 122V121H36ZM63 122V123H62ZM65 122V123H64ZM72 122H73V124H72ZM81 122V123H80ZM87 123V125H90V128H92L91 127V125H93L94 127L95 126H97L96 128V130H99V131H95V132H92V130L89 128V126L87 127V130H86V132H88V129L89 130H91V132L89 131V133L87 134L86 132V135H90V136H92L93 137V133H94V136L97 138V140L95 141V137L94 138H92V137H87V136H85V138H84V140L83 139H81L80 141H79V139H78V135H76L77 134V132H79L80 134H81V131L82 130H84V128H86L85 127V125H86V123ZM88 122H93V123H91V124H88ZM142 122V121H141ZM147 123V125H148V127L146 128V124L145 123ZM172 122V124H170ZM183 122H184V120H183ZM213 122V121H212ZM214 122H217L216 120L214 121ZM227 122V123H226ZM230 122V123H229ZM238 122V123H237ZM245 122V123H244ZM47 123V124H46ZM101 123V124H100ZM119 123V124H118ZM129 123V124H128ZM197 123H195V124H197ZM244 123V124H243ZM249 122H248V124H247V126L250 124ZM258 122H256V124H257ZM60 124V125H59ZM83 126H82V125ZM102 124H103V126H102ZM145 124V125H144ZM157 124L159 125L158 127H157ZM233 124V125H232ZM243 124V125H242ZM254 125V124H252V125H254L253 127H255V128H252V126L250 127V131L253 129H257V125ZM86 125V126H87ZM125 125V126H124ZM126 125H128V126H126ZM136 125H139V127H141V129H143V126H144V130H140V128L139 127H137ZM235 125V126H234ZM251 125V124H250ZM42 127V128H39V127ZM78 126V130L76 129V127ZM82 126V127H81ZM101 126V127H100ZM123 126H124V128H125V130H122V133H121V129L123 128ZM162 127V129H163V132H161V128H159V127ZM215 127V128H213L214 129V131H216L217 130V133L216 132H214V134L216 135H214V134H212L211 132H213V131H211L210 130V128L209 127ZM236 126V128H238ZM81 127V128H80ZM98 127H100V128H98ZM104 127V128H103ZM108 127V128H107ZM119 127H122V128H119ZM134 127V128H133ZM152 127V128H151ZM182 127V126H181ZM202 127V128H201ZM64 128V129H63ZM71 130L72 129V131H69V129ZM80 128V129H79ZM105 128H106V130H105ZM129 128H132V129H134L136 132L138 131V130H140L139 131V134H141L140 132H143L142 134H141V136H139V137H137L138 135H137V133H135L132 129H129ZM138 128V129H137ZM193 128H196V130L195 129H193ZM206 128H208V130H210V131H208ZM226 128V127H225ZM241 128V127H240ZM243 128L245 129V127L243 126ZM82 129V130H81ZM112 129V130H111ZM118 129H119V132L121 133V135L123 136H121L120 134L119 135H117V136H119V137H116L115 136V134H118ZM146 129H148V130H146ZM172 129V130H171ZM220 129H221V125H220ZM223 129V128H222ZM227 128L225 129V130H228ZM239 129V128H238ZM63 130V131H62ZM67 130V131H66ZM131 132V135H133L134 133V135L135 136H130V133H128L129 131ZM151 130H153V132L151 131ZM206 130V131H205ZM228 130V131H229ZM0 131H2L1 129H0ZM101 131H103V132H101ZM123 131H125V134H123L124 132ZM126 131H128V132H126ZM145 131H147V133L145 132ZM166 131V132H165ZM199 131H200V133H199ZM204 131V132H203ZM221 131V130H220ZM223 131H224V129H223ZM222 131V132H223ZM227 131V132H228ZM236 131H238V132H240V131H242V129H240V131L239 130H236ZM45 132H46V135H45ZM49 132V133H48ZM64 132V133H63ZM67 132V133H66ZM83 132V131H82ZM134 132V133H133ZM144 132H145V134H144ZM165 132V133H164ZM182 132H184V131H182ZM189 132H191V133H189ZM193 132H194V134H193ZM207 132H209V133H207ZM226 132V131H225ZM230 132V131H229ZM237 132V133H238ZM245 132H246V130H245ZM245 132H243V133H245ZM69 133H71V134H69ZM73 133V134H72ZM78 133V134H79ZM97 133H99L100 134V136L102 137V138H99L100 136H99V134L97 135ZM156 133H159L158 135L156 134ZM161 133V134H160ZM162 133H163V136H162ZM203 134V135H205V136H203V135H199V134ZM235 133V134H234ZM236 132H233V135H236V138H234V139H237V137H238V139L240 138L241 140H242V138L241 137H243V133L241 132V137H239V136H237L238 134H237ZM254 134V132H248V135H250V134ZM54 134H52L51 133V135H54ZM60 134H63V135H60ZM69 134V135H68ZM108 134V135H107ZM147 134V135H146ZM189 134H191V135H189ZM210 134V135H209ZM227 134H229V133H227ZM243 134V135H242ZM38 135V136H37ZM47 135L48 136H50V137H47ZM54 135V136H55ZM75 135H76V137H75ZM84 135L85 134H83L82 135V138L84 137ZM125 135V136H124ZM128 135V136H127ZM137 135V136H136ZM181 135V136H180ZM196 135V136H195ZM199 137H198V136ZM207 135H209V136H207ZM213 135V137H211ZM221 135H222V133H221ZM223 135H224V133H223ZM0 136H3V133H2V135L0 134ZM31 137H32V133H31V135H30ZM97 136H99V137H97ZM106 136H107V138H106ZM109 136H110V138H109ZM114 136L116 137V138H114ZM162 136V137H161ZM164 136H165V138H164ZM169 136V137H168ZM215 136V137H214ZM30 137V138H31ZM63 137L65 138V139H63ZM66 137H67V139H66ZM71 137V138H70ZM127 137H132L131 138V141L129 140V138H128V140L126 139ZM133 137H136V139L135 138H133ZM161 137V139H159ZM186 137H188V139L186 138ZM196 137V138H195ZM210 137V138H209ZM235 137V136H234ZM1 138H3V137H1ZM0 138V139H1ZM62 138V140H60ZM75 138V139H74ZM99 138V139H98ZM113 138L114 139H116V140H114V141H112L113 140ZM118 138H120L121 140H122V142H121V140L119 141V139ZM145 138V139H144ZM191 138H194V139H191ZM197 138H199V139H197ZM213 138V143L211 144V142H212V140H210V139H212ZM217 139L216 141H215V139ZM70 139V140H69ZM107 139H110V142H109V144H108V141L109 140H107ZM125 139V140H124ZM161 140V142H163V141H166V142H163V144L164 145H161V148H156V146H159V140ZM167 139V140H166ZM171 140V141H169V140ZM196 139V140H195ZM222 139H227V143H224L223 141H222ZM59 140L61 141V142H59ZM64 140V141H63ZM72 140V141H71ZM75 140V141H74ZM77 140H78V142H77ZM88 142H86V141ZM89 140L91 141V142H89ZM93 140V141H92ZM127 140V141H126ZM184 140H185V142H184ZM189 140H190V142H189ZM194 140V141H193ZM220 140H221V142H223V144L220 142ZM241 140H237V141H241ZM33 141V142H32ZM36 141V142H35ZM65 143H63V142ZM87 143L86 144V146H85V142ZM118 141H119V143L120 144H122V150H119V148L121 147V145L118 143ZM124 141H126V144L127 145H124ZM133 141V142H132ZM137 143H135V142ZM147 141V142H146ZM173 141V144H171V142ZM189 143H188V142ZM195 141H197V142H195ZM215 141V142H214ZM229 141V142H228ZM47 142H48V144H49V146L50 145H52L53 147H51L50 146V148L48 147V148H45V149H42L43 147H41V146H44V145H48L47 144ZM73 142H75L74 144H73ZM97 142H99V143H97ZM128 142V143H127ZM129 142L130 143H132V144H129ZM146 144H144V143ZM200 144H199V143ZM217 142H218V144H217ZM219 142L221 143V144H219ZM226 142V141H225ZM9 143V142H8ZM8 143H6L5 144V146H8V145H10V143L8 144ZM79 143V144H78ZM82 143H83V146L81 147V145H82ZM92 143V144H91ZM96 143V144H95ZM112 143V144H111ZM115 143V144H114ZM166 143H169V144H166ZM209 143V144H208ZM81 144V145H80ZM93 145L92 147H91V145ZM152 144H153V146H154V148H153V146H152ZM160 144H162V143H160ZM165 144H166V147L169 149H165L166 147H165ZM193 144V145H192ZM203 144H204V146H203ZM213 144H215V146L213 147ZM66 145H68L67 147H66ZM73 145V146H72ZM75 145V146H74ZM102 145V146H101ZM111 147H110V146ZM115 145H117L116 147H119V148H117V149H115V150H117L115 153L113 152H111V151H113V149L115 148ZM135 145V146H134ZM137 145H139V146H137ZM149 145H151L152 147H150ZM200 145V146H199ZM210 145V146H209ZM10 146H12V144L10 145ZM58 146V147H57ZM78 146H79V148H78ZM86 148H88L89 149V153L87 154V152L85 151V147ZM95 146V147H94ZM129 148V150H130V147H131V149L132 150H130L129 151V154H127L126 153V151H127V147ZM132 146H134L135 148H137L136 150H134L133 149V147ZM193 146V147H192ZM213 148H212V147ZM219 146H221V147H219ZM13 147V146H12ZM44 147H46V146H44ZM57 147V148H56ZM66 147V148H65ZM73 147V148H72ZM94 147V148H93ZM98 147H99V149H98ZM114 147V148H113ZM140 147V148H139ZM149 147V148H148ZM197 147H199L198 149H197ZM217 147V148H216ZM40 148V149H39ZM54 148L56 149V151H53L54 150ZM62 148H63V150H62ZM125 148H126V150H125ZM144 150H143V149ZM13 149V148H12ZM62 151H61V150ZM78 149V150H77ZM81 149V150H80ZM99 151H98V150ZM124 149V150H123ZM146 149V150H145ZM154 149V150H153ZM160 149V150H159ZM203 149V150H202ZM39 150H41V152L39 151ZM59 150V151H58ZM67 150V151H66ZM80 150V151H79ZM102 150V151H101ZM114 150V151H115ZM142 150H143V152H142ZM159 150V151H158ZM50 151V152H49ZM72 151V152H71ZM85 152V154H84V152ZM97 151V152H96ZM120 151H122L121 153H120ZM146 151V152H145ZM195 151V152H194ZM220 151V152H219ZM15 152V153H14ZM59 152H61V154H62V156H61V154L59 153ZM125 152V153H124ZM135 152V153H134ZM188 152V153H189ZM194 152V153H193ZM49 153H52L51 154V157L50 156H48L49 155ZM59 153V154H58ZM84 155H83V154ZM110 153V154H109ZM119 153V154H118ZM144 153V154H143ZM149 155H148V154ZM4 154V155H5ZM9 154V155H8ZM20 154H21V152H20ZM58 154V155H57ZM79 154H81L80 156H79ZM111 154H114V155H111ZM133 154H134V157H133ZM140 154H142V155H144L145 156V154H146V159L147 158H149V159H147L148 161H146V163L148 162V164H146L145 166H144V162H145V157L143 158V156L142 155H140ZM217 154H219V155H217ZM6 155H5V157H6ZM13 155V156H12ZM47 155V156H46ZM76 155V156H75ZM91 155H92V158H91ZM95 157H94V156ZM98 155H102L101 157L102 158H105V159H102L101 157H99ZM119 155V156H118ZM121 155H123V156H121ZM126 155V156H125ZM128 155V156H127ZM158 156V158H159V160L157 159V156ZM209 155V154H208ZM211 155V154H210ZM22 156V155H21ZM43 156V157H44ZM57 156L59 157L60 156V158H59V160H58V158H57ZM73 156H75V158L73 157ZM107 156V157H106ZM115 156V157H114ZM121 156V157H120ZM134 158V159H136V158H138L141 162L140 163H143L142 165H140L141 166V169H139V170H134V169H132V167L130 166V164H128V163H126V162H129V159H133L132 157ZM0 157H1V159H2V161L1 162H5V161H3V159L5 158L4 156H3V154L2 155H0ZM3 157V158H2ZM44 157V158H45ZM82 159H81V158ZM120 157V158H119ZM217 157V158H216ZM219 157V158H218ZM54 158V159H53ZM85 158H86V161H85ZM97 158V159H96ZM6 159V158H5ZM80 159H81V161H80ZM113 161H112V160ZM126 159V160H125ZM12 160V159H11ZM10 160V161H11ZM53 160V161H52ZM55 160V161H54ZM74 160H76V162L77 161H79V162H75ZM108 160V161H107ZM124 160V161H123ZM144 160V161H143ZM51 161H52V163H51ZM95 161V162H94ZM101 161H103V162H101ZM110 161V162H109ZM121 161V162H120ZM55 162V163H54ZM85 162V163H84ZM92 162H94V164H95V166H94V164L91 166V167H89L90 165H91V163ZM96 162H97V164H96ZM106 162V163H105ZM154 162H155V164H157V165H155L154 164ZM80 163V164H79ZM109 163V164H108ZM121 163V164H120ZM122 163H123V165H122ZM124 163H126L125 165H124ZM150 163V164H149ZM162 163V164H161ZM3 164V163H2ZM52 164H54V166L52 165ZM78 164V165H77ZM89 164V165H88ZM117 164V165H116ZM153 164V165H152ZM163 164H166V165H163ZM1 165V164H0ZM78 167H77V166ZM83 165V166H82ZM85 165V166H84ZM109 165H111L110 167H109ZM113 165H115L114 167H115V169H114V167H113ZM163 165V166H162ZM168 165V166H167ZM254 165H256V166H254ZM52 166V167H51ZM57 166V168H55ZM81 166L83 167V168H81ZM126 166V167H125ZM142 166H144L146 169V172H145V174H143V179H145L146 178V180L148 179V178H150V179H148V181H144L143 179H142V173L144 172V168L142 167ZM250 166V165H249ZM251 166H254V168L255 167H257L258 166V164H256L255 162H254V164L252 165L251 164ZM250 166V167H251ZM66 167V168H65ZM87 167H89V170H90V173L92 174V176H90L89 174V171H88V168ZM108 167V168H107ZM112 167V168H111ZM125 167V168H124ZM156 167V168H155ZM81 168V169H80ZM110 168H111V170H110ZM118 168H120V170L118 169V171H117V169ZM130 168H131V170L133 171H131L130 170ZM159 168V169H158ZM161 168H163V169H161ZM170 168V167H169ZM253 167H251V169H252ZM258 168V167H257ZM257 168H256V170H257ZM92 169V170H91ZM106 169V170H105ZM156 169V170H155ZM165 169V171H167L168 173H166L167 175H165L164 173H165V171H163ZM52 170V171H51ZM62 172H61V171ZM75 170H77V172L75 171ZM113 170H114V172H113ZM123 170V171H122ZM154 170H155V173H157V174H155L154 173ZM160 170H162L161 171V174L163 173L164 174V181H165V178L167 179V177L169 178V179H167L165 182H164V184H165V187L163 186L164 184L162 183V179H161V182H160V176H162L161 174L159 175V172H160ZM253 170H255V169H253ZM45 171V170H44ZM43 171V172H44ZM60 171V172H59ZM70 171H72V172H74V174L71 172L70 173ZM101 171V172H100ZM131 171V172H130ZM149 171H152V172H150V174H149ZM157 171V172H156ZM252 171V170H251ZM25 172V173H24ZM54 174H53V173ZM84 172H86L85 174H84ZM93 172H95V173H93ZM116 172V173H115ZM125 172H127V173H125ZM28 173V174H27ZM65 175H64V174ZM67 173V174H66ZM133 173H134V176H133ZM152 173H153V175H152ZM30 174V175H29ZM69 174V175H68ZM79 174V175H78ZM83 174H84V176H83ZM94 174L95 175H97V177H95L94 176ZM106 174V175H105ZM108 174H109V176H108ZM139 174V175H138ZM252 174H256V175H258L259 173H255V171L253 172L252 171ZM57 175V176H56ZM59 175H60V177H59ZM75 175V176H74ZM79 176V177H76V176ZM100 175H101V177H100ZM103 175V176H102ZM105 175V176H104ZM110 175H114V177H115V179H117V181L114 179V177L113 176H110ZM123 175H124V177H123ZM24 176H25V178L26 179H24ZM55 178H54V177ZM63 176V177H62ZM66 176V177H65ZM82 176H83V178H82ZM129 176V177H128ZM147 176V177H146ZM152 176H153V178H152ZM156 178H155V177ZM157 176H158V179H157ZM69 177H70V179H69ZM94 177V178H93ZM109 177V178H108ZM121 177V178H120ZM128 177V178H127ZM21 178H23L22 179V182H23V180H25L23 183H20V180H21ZM60 180H59V179ZM72 178V179H71ZM78 178V179H77ZM81 178V179H80ZM88 178L90 179V181L88 180ZM96 178H101L99 181H98V179H97V181L98 182H100L101 184H102V182L104 183V184H107V182L105 181V180H103V179H106L107 181L109 180V179H111V181H112V183H111V181H109L110 183L109 184H113V186L112 185H107L108 186V188L110 187V191L108 190H101L102 191V193L104 194H102L103 195V197H101L100 196V199H101V202L103 201V202H106L105 204L106 205H108V207H106V211H105V213L104 214H102V215H99L98 217H97V215L98 214H95V213H93V212H96V211H94V210H96L95 208H92V207H94L93 205H92V202H90V201H92L91 200V198H92V194H93V191H92V189H96L99 185H98V182L96 183L94 180H96ZM113 178V179H112ZM132 178V179H131ZM171 178V179H170ZM28 179V180H27ZM63 179V180H62ZM65 179V180H64ZM92 179V180H91ZM141 179V180H140ZM28 181V184H26V182ZM56 182V187L54 186V184H55V182ZM59 180V181H58ZM113 180L115 181V182H113ZM132 180V181H131ZM134 180V181H133ZM139 180V181H138ZM171 180H173V182L171 181ZM195 179H193V178H190V179H188V189H194V192H195V190H197V192H195V193H197V194H201L202 195V193L204 192H202V188L204 187H202V184H201V182H197V180H195ZM34 181V180H33ZM63 181H65L64 183H63ZM68 181V182H67ZM73 181L74 182H76V183H73ZM121 181V182H120ZM138 181V182H137ZM157 181H158V183H157ZM167 181H169L170 183L172 182V185H173V188L175 187V190H176V188L177 187H179L180 188V191L178 190V192L176 191V194H175V190H173V188L171 187V184L170 183H168L170 186H168L167 185ZM51 182V183H50ZM53 182H54V184H53ZM59 182H61L62 183V185L61 184H57V183H59ZM71 182V184H69ZM86 182H87V184H86ZM90 182H92L91 184L93 185V183H94V185L92 186V185H90ZM119 182V184H118V188L116 189L115 187L117 186V183ZM129 182H131V184L129 183ZM154 182H156V183H154ZM193 182H195V183H193ZM200 185V186H196L197 185V183ZM82 183V184H81ZM123 183V184H122ZM134 183H136V184H134ZM138 183V184H137ZM143 183H145V184H143ZM174 183V184H173ZM193 183V185H190V184H192ZM17 184V185H16ZM51 184V185H50ZM63 184H64V186H63ZM68 184V185H67ZM89 184V186L90 187H88L87 185ZM95 184H97L96 186H95ZM141 184H143V185H141ZM158 184H162V185H159L162 189H163V192H161L162 191V189L158 186ZM21 185V186H20ZM58 185V186H57ZM66 185V186H65ZM114 185H116V186H114ZM137 185V186H136ZM139 185H141V186H139ZM166 185L168 186L167 187V189H165L166 188ZM178 185V186H177ZM23 186H24V188H23ZM50 186V187H49ZM78 186L80 187V189L79 190H77L78 189ZM112 186V187H111ZM124 186V187H123ZM128 186L130 187V188H128ZM136 187L138 190H136V188H133V187ZM20 187V188H19ZM30 187H32V185L30 186ZM52 187V188H51ZM54 187V188H53ZM58 187V188H57ZM67 187V188H66ZM83 187V188H82ZM85 187V188H84ZM88 187V188H87ZM95 187V188H94ZM114 187V188H113ZM121 187H123V188H121ZM126 187V188H125ZM150 187V188H149ZM159 187V188H158ZM192 187V188H191ZM195 187H197V188H195ZM15 188V189H14ZM21 188H23L22 189V191H21ZM33 188V187H32ZM46 188V191L44 190ZM73 188H77L76 190H77V192H76V190H74ZM99 188H101V186H99ZM99 188H97L96 190L98 191V189ZM113 190H115L116 192H114V191H112V189ZM120 188V189H119ZM139 188H141V190H139ZM146 188H148V191H147V189ZM156 188V189H155ZM172 188V189H171ZM202 190H201V189ZM204 188H206V187H204ZM33 189H35V188H33ZM35 189V190H36ZM52 189L54 190V191H52ZM69 189V190H68ZM88 189H90L91 190V192H89L90 190H88ZM102 189V188H101ZM134 189V191H132L133 193H135L134 194V196L136 197V199L138 200V201H140L141 203H139V202H136V200H134V197H133V194L130 192V190H133ZM161 191H160V190ZM178 189V188H177ZM192 189V190H193ZM11 190V191H10ZM15 190V191H14ZM26 191H27V189H25ZM32 190V189H31ZM75 192H74V191ZM96 190H94V192L96 191ZM125 190H127V191H125ZM146 190V191H145ZM157 190L159 191V192H157ZM168 190V191H167ZM174 191V194L172 193L173 191ZM191 190V191H192ZM205 190V189H204ZM207 190H209V188L207 189L206 188V192L205 193H207L208 194V191ZM17 191V192H16ZM21 191V192H20ZM47 193L48 191V193L49 194H45V192ZM67 191H70V192H67ZM81 191H84L83 193H80ZM96 191V192H97ZM122 191V192H121ZM145 191V192H144ZM0 192H2V191H0ZM10 192H12L13 194H15V196H13L12 197V195H10L11 193ZM54 192V193H53ZM62 192H64V193H62ZM85 192H87V193H85ZM99 192H100V189H99ZM107 192H109L110 193V195H109V193H108V196H107ZM129 192V193H128ZM144 194H143V193ZM164 194V196L165 197H163V198H165V200L167 199L166 198V196L167 195H172L171 196V198H168L167 199V201H169L168 202V204H166L167 203V201H165L163 198H162V194ZM166 192V193H165ZM172 194H171V193ZM190 192V191H189ZM201 192V193H200ZM5 193V194H6ZM22 193V194H21ZM56 193V194H55ZM69 193V194H68ZM73 193V194H72ZM76 193V194H75ZM122 194L124 197L123 198H125V200L126 201H129V200H127V199H131L132 197V199L133 200H130V203L131 204H129V205H127L125 208H124V206H125V204H127V203H129V202H124V200H123V202H122V200L121 199H123V198H121V195H119V194ZM128 193V194H127ZM155 193V194H154ZM203 194V196L204 195H206V194ZM22 195V196H20V197H18V195ZM55 196H54V195ZM62 194V195H61ZM68 194V195H67ZM70 194L72 195L70 198L68 197V196H70ZM80 194H82V195H80ZM84 194V195H83ZM88 194H91V196L89 197L88 196ZM95 194V193H94ZM98 194V193H97ZM96 194V195H97ZM129 194H131L132 195V197H130V195ZM146 194V195H145ZM152 194V195H151ZM159 194H161V195H159ZM4 195V196H3ZM48 195V196H47ZM75 195H77L76 197H75ZM85 195H87V198L85 197ZM112 195V196H111ZM120 197H119V196ZM151 195V196H150ZM159 195V196H161V199H163V200H161L160 201V197L157 196ZM175 195V196H174ZM79 196V197H78ZM85 197V200H84V197ZM111 197V199H105V198H110ZM115 196V197H114ZM127 196H129V198H127ZM139 196V197H138ZM150 196V197H149ZM3 199H2V198ZM11 197H12V199H11ZM14 197H18V198H14ZM44 197V201H43V199H41V198H43ZM51 197H53L54 199H52ZM57 197V198H56ZM61 197V198H60ZM78 197V198H77ZM88 197H89V199H88ZM142 197V198H141ZM144 197V198H143ZM151 197H152V199H151ZM167 197H169V196H167ZM207 197V196H206ZM7 198H9V199H11V200H8ZM39 198L41 199V200H39ZM59 198H60V201H61V203L60 202H58L59 201ZM103 198V199H102ZM114 198V199H113ZM117 198V199H116ZM147 198V199H146ZM156 200V201H154V199ZM15 199H17V201L16 202H18L19 204H17L16 202H15ZM29 199V198H28ZM51 199V200H50ZM55 199H57L56 200V202H54L55 201ZM73 199V201H71ZM143 201H142V200ZM8 200V201H7ZM23 200V199H22ZM54 200V201H53ZM89 200V201H88ZM105 200H109L110 202H112V204L110 203V202H108V201H105ZM120 200V201H119ZM148 200V201H147ZM151 200H153V201H151ZM13 201V202H12ZM41 201V202H40ZM49 201H53L52 202V205L54 206H56V204H57V208L54 206H52L51 205V207H50V205H49ZM115 201V202H114ZM131 201H133V202H131ZM102 202V203H103ZM108 202V203H107ZM136 202V203H135ZM161 202H166V203H164V205H162L163 203H161ZM7 203V204H6ZM13 203H15L14 205L15 206H13L12 204ZM20 203H23V205L21 204V206H20ZM90 205H88V204ZM91 203V204H90ZM116 203H117V205H116ZM120 203V204H119ZM122 203H123V205H122ZM133 203H135V204H133ZM139 203V204H138ZM159 203V204H158ZM161 203V204H160ZM17 204V205H16ZM39 204H41V205H39ZM82 204V205H81ZM104 204V205H105ZM133 204V205H132ZM158 204V205H157ZM3 205L4 206H6V207H3ZM59 205V206H58ZM63 205V206H62ZM78 205V206H77ZM86 205V206H85ZM92 205V206H91ZM122 207H121V206ZM132 205V206H131ZM140 205V206H139ZM142 205V206H141ZM156 205L158 206V207H156ZM159 205L160 206H162V208H164V209H162L161 207H159ZM169 205V206H168ZM17 206H18V208H17ZM32 206V207H31ZM36 206H37V208H36ZM90 207L89 209L88 208H86L85 209V207ZM131 206V207H130ZM150 206V207H149ZM164 206V207H163ZM16 207V208H15ZM22 207H25L24 208V210H23V208ZM49 207V211L47 210V208ZM128 207V208H127ZM232 206L230 205V208H231ZM235 206H233V208H231V211L229 210L230 208L228 207V210L230 211V213L228 212V214H227V217H228V215H229V217L228 218H230V215H232V214H234L235 213V211H236V213H238L237 214V216L236 215H232L233 217H240V218H242V215H243V217L245 216V213L243 214V213H241L240 214V212L241 211H239V210H237V209H239L238 207H236V208H234ZM4 208H6V210L4 209ZM9 208V209H8ZM28 208H29V210H28ZM52 208H54V209H52ZM113 208V209H112ZM134 210H132V209ZM142 208V209H141ZM153 208V209H152ZM158 208V209H157ZM159 208H161V210L159 209ZM20 210L19 212H18V210ZM22 209V210H21ZM32 209H33V211H32ZM56 209H57V211H56ZM58 209H60L61 211L60 212H58L59 210ZM88 209V210H87ZM119 209V210H118ZM121 209H122V211H121ZM124 209V210H123ZM127 209V210H126ZM129 209H131V210H129ZM233 209H236V210H233ZM242 209V211H243V209L246 211V213H248L247 211V209L246 208H241ZM240 209V210H241ZM11 210V211H10ZM37 210V211H36ZM45 210V211H44ZM47 210V211H46ZM66 210V211H65ZM92 210H93V212H92ZM129 210V211H128ZM137 210V211H136ZM146 211V212H142V211ZM149 210H150V212H149ZM152 210H154V211H152ZM159 212H158V211ZM171 210V209H170ZM170 210H169V213H171L170 212ZM17 211V212H16ZM44 212V214H46V215H42L43 214V212ZM68 211V212H67ZM73 211H75V212H73ZM88 211V212H87ZM107 211H109V213L111 212V214L113 215V217H112V215H111V217H109V213L107 212ZM113 211V212H112ZM118 211V212H117ZM122 212V214L120 215V213ZM127 211V212H126ZM12 212V213H11ZM29 212H30V214H29ZM53 212V214H51ZM73 212V213H72ZM106 212L108 213V214H106ZM126 212V213H125ZM133 212H134V214H133ZM138 212H140V213H138ZM161 212H162V214H161ZM244 212V211H243ZM13 213H15V214H13ZM25 215H24V214ZM33 215H32V214ZM39 213H40V215H39ZM77 213V215L79 214L82 218H80V216H77V217H79V218H75L76 217V215H74V214H76ZM113 213H115L116 215H117V217L115 216V214H113ZM135 213H136V215L138 216H136L135 215ZM142 213V214H141ZM143 213L145 214V216H146V218L148 219V221H147V219H145V216L143 215ZM153 213V216L151 215V214ZM157 213V214H156ZM164 213V214H163ZM169 213H167V214H169ZM235 213V214H236ZM63 214H65V215H63ZM89 214H90V217H89ZM120 216H119V215ZM150 214V216H148ZM18 215H19V218H18ZM22 215V217H20ZM31 215V216H30ZM39 215V216H38ZM52 215V217H50V216ZM57 215V216H56ZM93 215V216H92ZM107 217H106V216ZM161 215H163V216H161ZM170 215V214H169ZM238 215H241V216H238ZM11 216V217H10ZM29 216V217H28ZM43 216V219L41 218V217ZM56 216V217H55ZM61 218H60V217ZM66 216H67V219H66ZM75 216V217H74ZM114 216H115V219H114ZM126 216V217H125ZM131 216H133V217H131ZM134 216H136L135 217V219H134ZM164 217V218H161V217ZM167 216V217H166ZM36 218V221H35V218ZM62 217H65V220H64V218H62ZM85 217H86V219H85ZM101 217H106V218H101ZM141 217V218H140ZM165 217H166V219H165ZM247 217V216H246ZM11 218L12 219V221H14V222H12V224H11V222L9 221V219ZM16 218V219H15ZM32 218V219H31ZM40 220H39V219ZM50 218V219H49ZM54 218V219H53ZM91 218V219H90ZM107 218H110L111 219V221L109 220V219H107ZM117 218H118V220H117ZM120 218V219H119ZM131 218H133V219H131ZM137 218V219H136ZM142 218H144V220H145V222L147 221V223H145L144 222V220H142ZM158 218V219H157ZM8 219V220H7ZM30 219V220H29ZM61 219H62V221H61ZM77 219V220H76ZM79 219V220H78ZM82 219V220H81ZM103 219H104V221H103ZM127 219V220H126ZM152 219V221H150ZM164 219V220H163ZM207 219H209V218H207ZM239 219V218H238ZM244 219H245V217H244ZM35 221V222H33V223H31V221ZM95 220H97L96 222H95ZM113 220V221H112ZM120 220V221H119ZM121 220H123V221H121ZM135 220V221H134ZM139 220V221H138ZM162 220V221H161ZM171 220V221H170ZM228 220L229 219H227V223H229V225H231V223H230V221H232V219H230L229 220V222H228ZM236 219H234V221H235ZM9 221V222H8ZM19 221V222H18ZM27 221V223H25ZM37 221V222H38ZM63 223V224H61V222ZM69 221H73L72 223H74V224H72L71 222H69ZM79 221H81L80 223H79ZM116 221V222H115ZM120 223H119V222ZM136 221H138V223L136 222ZM143 221V222H142ZM167 221H170V223L168 222V224L170 225L171 223L172 224H174V225H171L169 228H168V226L166 225V222ZM239 221V220H238ZM245 221H246V223H248V225H249V222H247L248 221V218H246L245 219ZM245 221H243L242 220V222L240 221L239 223H241L240 225H242V224H244L243 222H245ZM22 222H24V223H22ZM28 222H30V223H28ZM100 222V223H99ZM105 222H107V223H105ZM118 222V223H117ZM150 222V225L148 224ZM152 222V223H151ZM165 223L164 225H166L167 226V229L166 228H164V225L162 224V223ZM202 222H206L207 224H204V223H202ZM210 222H212V223H214V225L213 224H211ZM235 222H237V221H235ZM18 223V224H17ZM21 225H20V224ZM76 223V224H75ZM82 223H83V225H82ZM86 223H88V225L86 224ZM124 223H126V224H124ZM133 223V224H132ZM155 223V225L153 226V224ZM200 223H202V225L204 226V228L203 229H201V230H204L203 232H200L199 233V230H200V228H198V225H199V227H203L202 225L200 226ZM198 222V223H196V226H197V228L199 229L198 231H196V232H194L193 231V233H192V235L194 234V233H196V235L198 236V237H201V238H198L196 235L195 236H192L191 235V233H189V237L191 238V240H193L192 238H195L196 237V241H195V244L193 245V243H194V241H191V244H189V241H188V244H189V248H188V250H186L184 247L182 248H180V246L179 247H177L176 246V244H174V246H172V244L171 245H165L164 246V249H163V247H160V249H163L162 251H164L163 253V255H162V257H164V259L166 260V262L164 261V259L160 256L161 255V253H160V255L159 256H157L158 258H162L163 259V262H161V263H165V264H172L174 261V263L173 264H186L185 262H187V264H212V262L213 263H216V264H227V262L228 261H230V263H234V262H237V263H234V264H239L240 262V260H241V262H242V260L244 259V257H245V254L243 255V254H241L242 253V251H244L243 249H245V248H247V244H246V241H244V237H241L239 234H238V232H237V235H236V240H235V237H233V238H230L229 240L227 239H225V237H226V234H225V232H223L224 231V228L222 227L221 229H219L218 228V230H221V231H219V232H217L218 230H217V223H219V222H213V219H209L208 221L207 220H205V221H201V222ZM216 223V224H215ZM10 224V225H9ZM14 224V225H13ZM60 224V225H59ZM77 224H79V226L77 225ZM81 224V225H80ZM96 224V225H95ZM98 224V225H97ZM102 224V225H101ZM111 225V226H108V225ZM115 224V225H114ZM130 224V225H129ZM132 224V225H131ZM138 224L140 225V226H144L145 224V226L144 227H140V226H138ZM143 224V225H142ZM221 224V223H220ZM238 224V223H237ZM237 224H235L234 223V225H236L237 226ZM15 225H17V226H15ZM18 225H20V227H18ZM36 227H35V226ZM102 226V228H103V230H99V229H102L100 226ZM104 225V226H103ZM115 226V229L116 230H120V231H116L114 228H113V226ZM119 225H121V227L123 226V228H125V231L123 230V229H118V226ZM137 225V226H136ZM149 225V226H148ZM217 227H216V226ZM233 225V224H232ZM231 225V226H232ZM240 225H238L239 227H240ZM9 226V227H8ZM12 226H15V230L17 229V233H18V230H19V234H17L15 231H14V229L12 230ZM67 226V227H66ZM86 226H88V227H86ZM91 226V227H90ZM157 226V227H156ZM161 226V227H160ZM165 226V227H166ZM174 226V227H173ZM212 228H214V226H215V228L213 229V230H211L210 229V227ZM222 225H220L219 227H221ZM243 226H246V224L245 225H242L241 227H243ZM10 227H11V229H10ZM50 227V226H49ZM94 227V228H93ZM120 226H119V228H121ZM139 227V228H138ZM154 227V228H153ZM156 227V228H155ZM160 227V228H159ZM173 227V228H172ZM7 228V229H6ZM9 228V229H8ZM14 228V227H13ZM36 228V229H35ZM67 228H69V231H68V233H67ZM84 228V229H83ZM86 228V229H85ZM92 228V229H91ZM96 228H97V230H96ZM137 228V229H136ZM162 228L164 229L163 231H162ZM170 228H172V229H170ZM4 229H6V230H4ZM55 229V228H54ZM93 229H95V231H93ZM130 229V230H129ZM136 229V230H135ZM142 229V230H143ZM154 229V230H153ZM158 229V230H157ZM168 229H170V230H168ZM210 231H213V232H208L209 230ZM222 229H223V231H222ZM83 230V231H82ZM90 230V231H89ZM150 230V231H149ZM153 230V231H152ZM166 230V231H165ZM9 233H7V232ZM60 231V230H59ZM168 231V232H167ZM205 231H207V234H206V232ZM214 231H215V233L217 234V235H215L217 238H214ZM13 232V233H12ZM22 232V231H21ZM33 232H34V234H33ZM64 232H66V234H64ZM69 232H70V234H69ZM97 233V234H95V236H92V235H94V233ZM128 232V233H127ZM131 232V233H130ZM158 232V233H157ZM167 232V233H166ZM198 232V233H197ZM239 232H240V230H239ZM14 233H16V234H14ZM137 233V232H136ZM201 233H203V234H201ZM212 233V234H211ZM214 233V234H213ZM220 233V234H219ZM241 233V232H240ZM74 234V235H73ZM76 234V235H75ZM77 234H80V236L79 235H77ZM125 234V233H124ZM158 234H159V236H160V238H159V236H158ZM223 234H224V236H223ZM13 235H15V237L13 238ZM83 235H85L86 237H84ZM149 235V236H150ZM162 235V236H161ZM167 235H166V238H167ZM199 235H201V236H199ZM204 237H203V236ZM212 235V236H211ZM219 235H220V237H221V239H220V237H219ZM4 236V237H3ZM6 236V237H5ZM9 236H11L10 238L11 239H14V240H10V238H9ZM74 237V242L72 241V239L71 238H73ZM80 237V239H79V237ZM150 236V237H151ZM157 238H156V237ZM207 236V237H206ZM210 236H211V238H210ZM17 237V239H15ZM95 237V238H94ZM162 237V238H161ZM219 237V238H218ZM238 237H240V238H243L242 239V241H244L243 243H242V241L240 240V238H239V240L241 241H239L237 238ZM5 238H6V240H5ZM38 238V239H37ZM67 238H68V240H67ZM70 238V239H69ZM84 238V239H83ZM179 238V237H178ZM190 238H188V239H190ZM210 238V240H208ZM9 239V240H8ZM86 239V241H82V240H85ZM88 239V240H87ZM180 239H182V238H180ZM198 239V240H197ZM200 239V240H199ZM220 240V241H218V240ZM234 239V240H233ZM16 240H18V241H20V242H17L16 243ZM38 240V241H37ZM213 240V241H212ZM216 240V241H215ZM226 240V241H225ZM232 240H233V242H232ZM238 240V241H237ZM3 241H5L6 243H4ZM13 241V242H12ZM30 241V240H29ZM178 241V240H177ZM212 241V242H211ZM235 241V242H234ZM85 242V243H84ZM87 242V243H86ZM155 242H157V241H155ZM155 242H151L152 243V246H154L155 247V245L157 244H155L154 245V243ZM197 242V243H196ZM199 242V243H198ZM210 242V243H209ZM219 242V243H218ZM222 242H223V244H222ZM230 242H231V244H230ZM82 243V244H81ZM84 243V244H83ZM91 243H88V245H91ZM217 243H218V246H217ZM31 244V243H30ZM162 244L160 245L159 243L156 245V248L158 247V246H162ZM167 244H170V243H167ZM200 246H198V245ZM216 244V245H215ZM227 244H228V246L229 247H227ZM236 244V245H235ZM246 245L245 247L243 246V245ZM34 245H31L32 247H34ZM65 245V246H66ZM191 245L193 246V247H191ZM215 245V246H214ZM220 245V246H219ZM231 245V246H230ZM235 245V246H234ZM20 246H18V247H20ZM35 246H38V244H36ZM64 246V245H63ZM78 246V247H77ZM167 246V248L165 249V247ZM171 246H172V248H171ZM195 246V247H194ZM213 246V247H212ZM14 247V249H16ZM68 247H66V248H68ZM77 247V248H76ZM81 247V246H80ZM154 247H151V248H153V252H155V251H158V250H160L159 248H157L158 250H156V248H155V251H154ZM170 247V248H169ZM197 247H199V249H197ZM203 247H205V248H203ZM214 247H215V250H214ZM227 247V249L230 251V255H229V259H222L223 257H222V255L220 256V253L222 254H224V252L225 251H228L227 249H225ZM231 247V248H230ZM244 247V248H243ZM35 248V247H34ZM73 248V249H74ZM174 248V249H173ZM191 248V249H190ZM213 248V249H212ZM239 248V249H238ZM63 249H65V248H63ZM171 249H173L174 251H172ZM179 249H181L182 250V252L183 253H186L185 251H188L187 253H188V256L186 257L185 256V254L183 255V256H185V257H183L181 254V250H179ZM203 249V250H202ZM213 250L212 252H213V254H214V256H216V254H217V256L218 257H221V259H219L217 256V258L215 257V259H214V256L212 255V253H211V250ZM225 250L224 252L222 251H220V250ZM236 251H234V250ZM166 250V251H165ZM168 250L170 251H172V253L173 254H169V253H171V251L168 253ZM200 250V251H199ZM210 250V251H209ZM7 251V252H6ZM65 251H67V250H64L63 252H65ZM88 251V250H87ZM161 251V250H160ZM178 251L180 252V257L178 256L179 254H178ZM193 251V252H192ZM228 251V252H229ZM9 252V253H8ZM166 252V253H165ZM196 252V253H195ZM207 252H210V253H207ZM241 252V253H240ZM246 252V251H245ZM244 252V253H245ZM147 252H145L144 253V255H143V257L141 258V262L143 261V258H145V262H143V263H146L147 264V262H148V264H156L158 261V258L156 257V255L157 254H155V253H152L151 251H149V253H147ZM150 253H152V254H154V255H151ZM158 253V252H157ZM175 253V254H174ZM186 253V254H187ZM192 254V256H191V254ZM195 253V254H194ZM198 253V254H197ZM206 253V254H205ZM226 253V252H225ZM233 254V260L231 259V255ZM239 253V254H238ZM159 254V253H158ZM169 254V255H168ZM196 254L198 255V256H196ZM209 254H210V256L212 257V259L209 257ZM89 255V254H88ZM88 255H87V257H88ZM149 255V256H148ZM151 255V256H150ZM168 256V258H169V256H172V257H170V259L172 258L173 259V257H177L176 259L174 258L173 260L171 259V261H170V259H168V258H166L167 256ZM174 255V256H173ZM190 255V256H189ZM194 255V256H193ZM203 256V258H202V256ZM236 255V256H235ZM152 256H153V258H152ZM201 256V257H200ZM206 256V257H205ZM208 256V257H207ZM0 257H2V255L0 256ZM90 257V256H89ZM88 257V259H90ZM149 257H151V259H149ZM155 257H156V261H155ZM182 257V258H181ZM188 257H190L189 259H188ZM185 258H187V260L185 259ZM192 258V259H191ZM194 258V259H193ZM208 258V259H207ZM211 259V261H210V259ZM235 258V259H234ZM241 258V259H240ZM88 259L86 258V261H87V263L89 264V262H88ZM184 259V260H183ZM200 259H202V260H200ZM207 259V263H205L206 260ZM218 259H219V261H218ZM0 260H1V258H0ZM91 260V261H90ZM89 261H90V263H92V259H90ZM169 260V261H168ZM199 262V263H197V261ZM222 260H224V261H222ZM238 260V261H237ZM1 261H3V258H2V260ZM0 261V262H1ZM161 261V260H160ZM208 261H210L211 263H209ZM216 261V262H215ZM217 261H218V263H217ZM225 261H227L226 263H225ZM63 262V261H62ZM222 262V263H221ZM142 263V264H143ZM1 264H2V262H1ZM62 264V263H61ZM63 264H65V262L63 263Z\"/></svg>",
	"mask_w": 264,
	"mask_h": 264
}]
</instances>
